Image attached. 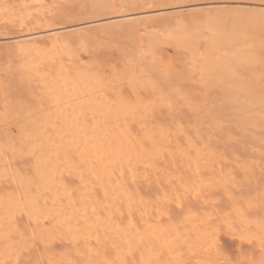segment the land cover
Returning <instances> with one entry per match:
<instances>
[{"label": "bare ground", "instance_id": "obj_1", "mask_svg": "<svg viewBox=\"0 0 264 264\" xmlns=\"http://www.w3.org/2000/svg\"><path fill=\"white\" fill-rule=\"evenodd\" d=\"M6 1V0H5ZM14 1V0H13ZM16 1V0H15ZM28 1V0H27ZM91 3V5L93 4V3H99V4H101L102 5V9L101 10H106L107 8H108V6H109V8H112L111 7V5H113V3H115L113 6L114 7H116V2L117 1H121V2H123L124 0H89ZM130 1H133L134 2V0H130ZM141 1H143L145 4H146V2H145V0H141ZM152 1H154V0H152ZM175 1V0H174ZM178 1V0H177ZM176 1V2H177ZM183 1V0H182ZM188 1V0H187ZM196 1V0H195ZM198 1V0H197ZM227 1V0H226ZM231 1V0H230ZM237 0H235V2H236ZM247 1V0H246ZM257 1H259V0H255V1H251V2H245V1H243L242 0V2L245 4L244 5V8H245V6L247 7L248 5L249 6H252L253 7V9H251V11L253 10L254 12H250V14H245V13H234V14H224V15H215V14H211V13H208L207 11H205V13H204V11L203 12H201V10L199 9V11H196L197 10V8H193V9H191L192 8V6L193 5H190V4H193V3H191L190 1V4L189 5H186V0H185V2L183 1V3H185V5H183V6H181L180 5V3H177V4H179L180 6H177V4L174 6V7H171V8H169L167 5V7L166 8H163L162 7V9H160L159 10V8L161 7V5L159 6V8H158V10L160 11L159 13H161L160 15H162V17L160 18L158 15H156V16H158L161 20L159 21L158 19L159 18H157L156 19V21L155 22H158L159 21V23L161 24L160 26H161V28H163L162 26H170V24H173L174 26H179V28H183L184 26L183 25H191V26H193L192 28L190 27V28H188V27H184V28H187V29H185V30H183V31H181L180 32V30L179 31H177V32H170L169 33V36L174 40V42L173 43H176V44H178V46L180 47V48H182V47H185L186 48V54H184V55H186V56H183L184 58L186 57V59H184V60H187V62H188V59H189V65H190V68L194 71H192V73H197V70L199 71V73H201V72H205V73H209L207 76H209V79H210V77H211V74H214V73H216V71H218V70H220V72L224 75H226V79H229L230 81H231V83H233L235 86H230V88H232V89H237V88H241L240 87V83H239V81L237 80V79H235L234 78V76H233V72H234V61L237 59V60H242V62H246L247 64H249V63H252L254 60H253V54H250V53H246V55H237V54H235V52H236V50H240L241 48H244L245 47V45L244 44H241L242 43V41H244V42H246V40H241V43H239V39L240 38H238V36L235 34V32L233 31V30H228L227 31V28L225 29V30H222V29H220L219 28V23H221V21L222 20H224L225 18L226 19H228V20H224V21H226V23L229 21L230 23H234V22H247V25H249V26H251V24L253 23L254 24V22L255 21H264V3H261V2H264V1H260V2H257ZM19 2H21V1H19ZM23 2V1H22ZM67 2V1H66ZM93 2V3H92ZM136 2H138L137 0H136ZM135 2V4H137L136 5V8L137 7H139V5L140 6H142L141 4L143 3H140L139 5H138V3H136ZM154 2H156V0L154 1ZM159 2V1H158ZM164 2V1H163ZM162 2V3H163ZM166 2H167V0H166ZM179 2V1H178ZM181 2V1H180ZM238 3V5H242V4H240L239 2H241L240 0H238L237 1ZM7 4H8V2H6ZM15 3V2H14ZM25 3V2H24ZM23 3V5L24 6H26L27 5V3H25L24 4ZM31 3V2H30ZM132 3V2H131ZM147 3H148V0H147ZM161 2L159 3V4H162ZM170 3H172V2H170ZM217 3V2H216ZM224 4H225V2H223ZM223 3H221V4H223ZM227 3H230L231 4V2H227ZM226 3V4H227ZM10 4V3H9ZM20 4V3H19ZM29 4V3H28ZM72 4V3H71ZM97 4H93V6L95 5V9L97 10V8H98V5ZM118 4V3H117ZM121 4V3H120ZM124 4V3H123ZM126 4V3H125ZM125 4H124V6L123 7H125ZM128 4V3H127ZM156 4V6H157V2L155 3ZM158 4V5H159ZM163 4H165V3H163ZM162 4V5H163ZM199 4V3H198ZM208 4V3H207ZM215 4V3H214ZM217 4H219V3H217ZM220 4V5H221ZM223 4V5H224ZM18 5V4H17ZM22 5V6H23ZM97 5V6H96ZM119 5V4H118ZM216 5V4H215ZM222 5V7L225 9V6H223ZM232 5H233V3H232ZM235 5V4H234ZM21 5H18V7H22ZM30 6H32L33 7V5H31L30 4ZM129 6H131V5H129ZM143 6H144V4H143ZM142 6V7H143ZM155 6V5H154ZM164 6V5H163ZM170 6V5H169ZM177 6V7H176ZM189 6H191V8H190V10L191 11H188V10H186V7H189ZM196 6V5H195ZM206 6H208V5H206ZM17 7V6H16ZM34 7H36V5H34ZM57 7L59 8V5H57ZM97 7V8H96ZM104 7H107V8H105V9H103ZM119 7H122V6H117L116 7V9L117 10H122L123 11V7H122V9H118ZM128 7V6H127ZM127 7L124 9L125 10V12L123 11V12H121L120 14H116L117 16H115V19L116 18H118L119 19V22H118V24H123L124 23V26H123V29H120L121 31H123L124 33H126L127 34V36H129V40L128 41H130V42H127V40H126V43H128V45H125V46H123V48H124V50H125V52H124V55L125 56H128V58H129V60H128V62L129 63H127L128 65H127V67L124 69V71L123 72H121V70H120V76H119V78L118 77H116L115 79H109V80H106V78L101 74V71L99 70V69H97V71H91V69L92 68H94V64H95V60H94V58L93 59H91V60H93V62L92 63H94L93 65H90L89 63H87V64H84V65H88V66H92V68L90 69V68H87V67H85V66H83V61L80 63L83 67H84V70L83 69H81V66H80V68L79 67H77L76 66V62H77V59L78 58H74V54H75V47H74V49H73V51H72V49H70V43H72V45H73V43H74V41L73 42H71V40L73 39V35L72 34H74L76 31H74V33H66L65 35H63L62 33L65 31V30H67V31H69L70 32V30L71 29H74L75 27H77V28H80V27H78V26H80L81 24H79L78 25V23H77V26L75 25H66L67 24V22H66V24L64 23V24H62V25H64L63 27H60V28H57V27H59V26H52V27H54V28H51V27H49V28H46L47 26H48V24H46L47 26L45 27L47 30L46 31H43V27L44 26H42V24L44 23V22H42L43 21V19L41 20V23H40V25H38V26H42V30L40 31V32H31V29H33L34 28V26H33V28H30L29 26H30V24H29V22H28V20H26L27 18H26V16H27V10L25 9V7H23V9H22V11L24 12V17H23V14H22V16H21V14H19V13H15V15L16 14H19V15H14L15 17H18V19H20L19 17H23L27 22L26 23H28L29 24V29H30V32H26L27 30H25V32L26 33H28V34H25V32H24V34L23 35H17V36H14L13 38H11V37H9V38H11V40L12 39H14V38H16L17 40L15 41V42H13V41H11V43L10 42H8L9 44H7V45H4V46H0V55L1 56H3V55H6L7 57L8 56H14V55H17V59H16V61H14L15 62V64H13L11 61H10V57H8L7 59H9V61H7V63H8V66H7V68L6 69H8V71H4L5 72V76H3V77H1V78H5L4 80H0V87H2V86H5V88L7 87V90H8V88L10 89V87L11 86H13V84H11V82L12 81H16V80H18V81H20V83H21V85L23 84L24 86H25V89L27 90V88H29V91H30V93L28 94V91H27V94L28 95H30L31 96V98H32V100L30 101L31 103H33V104H31V103H29L28 102V100H26L25 102L24 101H21L20 99H16V97H14L15 98V100H13V101H9L8 99H7V101H6V103H5V101H4V104H3V102H2V106H1V111H0V119H2V120H4L5 122H4V124L5 123H7L8 122V126H10V124H11V122H14V124H15V129H16V133H12V135H13V137H12V141H8V140H10V136L8 135L7 137L9 138H7L6 137V139H5V137H3L2 138V136H6L9 132V128H8V130H6L7 128L5 127V129L3 130L4 131V133L6 132L7 134L5 135V134H3V132H2V134L3 135H1V138L2 139H5L6 141H4L3 143H2V145H4V144H6L7 142H12L11 143V147L13 148V150L11 149V147L9 146V148H10V151H11V154L12 155H14L15 157H16V155H18L19 156V154H21L22 156H23V158H24V156H25V158H24V160L23 161H25L26 160V158L27 159H29V160H27L28 162H30V164H33L34 165V163H36V165L38 166V164L37 163H42V164H48V165H50V166H47V168L48 167H50L48 170L50 171V169L52 168V165H51V163H57V166H55L54 168H56V167H58V165L60 164H63V166L64 165H67L68 163H69V165L70 166H66V167H63V170L65 169H67V167H68V169L70 168V167H72L71 166V163L70 162H82V163H86V166H85V168L87 167V170L89 169V167H90V169H91V167L92 166H89L88 164L89 163H96L97 165H99V167H98V172H99V170H101L102 168V170L103 171H101V172H99L98 174L97 173H95V175L97 176V177H99V175H100V173H103L104 175H105V177H106V179L108 180L109 179V177H111V175H113V174H110L111 173V171L113 170V168H111L112 170L110 171V167H109V165L111 166V164L112 165H115V163H116V165L118 164V163H120V167L121 168H119L120 170L121 169H123V165L126 167V169H127V171H130L129 172V174H131L130 176H129V174H126L127 176H129V177H127L128 179L130 178H134L135 177V173L136 172H139V177H141L142 178V182L144 183V184H146V186H144L143 187V185H142V187L144 188L143 190H142V192H144L146 189H145V187L147 188V187H149V183H150V187H153V185L155 186V188H157L158 190H156V191H158L159 192V195H157L158 193H155L157 196L155 197V200L153 201V200H150V198H151V196H149L150 198H147L146 196H144L145 194L147 195V193H144L143 195L142 194H137L138 196L136 197V196H134L135 197V201H138V203L142 206V208L144 209V213H145V215L146 214H148V213H150L151 212V210H152V208H154V206H157V207H159V204L160 205H166L167 203H169V202H175L178 206L179 205H189V202H193L194 201V203H196V202H202V203H205V201H207V200H209V202L210 201H213V200H215V197H216V200H217V197H219L220 198V195L218 194V193H215V197L214 196H212V197H214V199L213 198H211L212 200H210V199H208V197L210 196L211 197V195H210V190H212V189H214L213 191H215L217 188L216 187H218L219 186V189L220 190H222L221 189V187L220 186H223L224 185V187H223V189H225V185H228V184H231V187H233V186H235V185H233V183L234 182H236V181H233V175H232V172L231 171H225L224 173L222 172V173H220V172H218L219 174H218V176L219 177H215L216 178V180L214 179V178H211V176L210 175H208V173H210V172H212L213 170V163H212V160L214 159L215 161H216V157L218 158V155H219V152H220V154H222L223 152H221V150L220 151H218L217 153H216V151L214 150V149H216L215 147H214V144H213V146H212V148H213V150H211V148H209L210 146H206V142L205 143H203V145L202 144H198V142H196V144H195V142L194 141H192L191 139H193L194 137H192V138H190L191 136H189V134L185 131V130H183V128L182 127H186L185 125L183 126V123L179 120V119H181V118H183L184 117V112L186 113V111H185V108L186 107H188V106H186V104H185V107L183 108V116L181 115L182 114V112H180L179 114H178V110L181 108L182 109V107L181 106H183V105H181L182 103H180L179 102V100H183L184 99V97H183V95H182V93H180L181 91H179L180 89H179V85H174L173 83H175L174 81H171L173 78L174 79H176L177 80V77L178 78H180V76H181V78H184L185 77V79H184V82H185V80H186V82H187V76H184L183 74L181 75V71L180 72H178L177 71V73H178V75L179 76H177V73H171L174 77L170 80V77H172V75L169 77V74H168V76H166V74H163V73H161V71H158V70H156V69H154V67H153V65L151 64V58H152V55H153V50L154 49H156V45L157 44H159V43H161V41H162V37H163V35H164V33H165V31H164V28L162 29L163 30V35L161 34V31H159L158 30V32H156V31H153V34L151 35V38H150V40L149 41H147V32H149V28L148 27H150L152 24H154L155 25V22H152V21H149V24H150V22H151V24L149 25L148 24V21H146L144 18L142 19V16H147V17H149L148 16V14H144V15H140L141 16V18L140 19H136V18H134V17H136L135 15H138V12L136 11V8H135V11L136 12H133V7L131 8H129L128 7V12H130V9H132V13H128V12H126V10H127ZM211 6H209V8H210ZM218 6H214V7H212V8H215V9H218L217 8ZM231 6H229V8H230ZM234 7V6H233ZM239 7V6H238ZM238 7H237V9H238ZM240 7H242V6H240ZM255 7V8H254ZM19 8V11L21 10ZM88 8H89V6H88ZM100 8V7H99ZM109 8H108V10H109ZM155 8V7H154ZM183 8H185V11L183 12V14L185 13V14H187L186 13V11L189 13V15L187 14V16H182L183 14H182V12L181 11H183ZM202 8V7H201ZM211 8V9H212ZM223 8H221V9H223ZM226 8H227V6H226ZM228 8V9H229ZM249 8V7H248ZM10 9H13V6H12V8H10L9 6H6V5H2L1 7H0V14L1 13H4V12H6V14H7V16H8V14H10L11 13V15H12V12H11V10ZM28 9H29V6H28ZM52 9H54V8H52ZM56 9V8H55ZM113 9V8H112ZM111 9V10H112ZM115 9V8H114ZM143 9H144V7H143ZM157 9V8H156ZM156 9H155V11L154 12H156ZM169 9H179V11H178V13L177 14H175V12H174V14H169L168 12H169ZM204 9H207V8H204ZM227 9V10H228ZM234 9V8H233ZM242 9V8H241ZM246 9V8H245ZM15 8L13 9V12H15ZM26 10V11H25ZM30 10V9H29ZM59 11H57V12H51L52 14H50V15H45V17H47V18H44L45 19V21L48 19V21H49V19H51V21H52V19H59V18H63L64 17V13L62 12L63 10L60 8V9H58ZM60 10H62V11H60ZM84 10H85V8H84ZM107 10V11H108ZM117 10H112V12L114 13V12H117ZM138 10V9H137ZM151 10V9H150ZM150 10L148 11V13L150 12ZM152 10H154V9H152ZM181 10V11H180ZM192 10H193V13H192ZM195 10V11H194ZM209 11H210V9H208ZM230 10V9H229ZM235 10V9H234ZM31 11H32V8H31ZM68 9H67V13H68ZM76 11V10H75ZM78 11V10H77ZM87 13L89 12V10L87 9V10H85ZM141 8H140V13H141ZM171 11V10H170ZM225 11H226V9H225ZM35 12V11H34ZM70 12V11H69ZM91 12H92V9H91V11L89 12V14L90 15H92L91 14ZM97 12V11H96ZM179 12L181 13V14H179ZM207 12V13H206ZM32 13V12H31ZM31 13H30V15H28V16H31L32 17V19H33V17H34V15L32 16L31 15ZM37 13V12H36ZM35 13V14H36ZM45 13V12H44ZM50 13V12H49ZM72 13V12H71ZM82 14L84 13V12H81ZM81 13H77V14H79V16H81ZM93 13H95V11L93 10ZM100 13V12H99ZM109 13V12H108ZM118 13V12H117ZM142 13H143V11H142ZM147 13V12H146ZM152 13V12H151ZM5 14V15H6ZM40 15H41V13H39ZM76 14V15H77ZM86 14V13H85ZM101 14H102V12H101ZM156 14H158V12L156 13ZM4 15V14H3ZM10 15V16H11ZM73 15V14H72ZM74 15H75V13H74ZM155 15V14H154ZM35 16H37V15H35ZM139 16V15H138ZM137 16V17H138ZM151 17L150 18H154L152 15H150ZM30 17V18H31ZM42 17V16H41ZM66 17H67V15H65V20H66ZM102 17H103V14H102ZM10 18V17H9ZM23 18H21L22 20H23ZM29 18V19H30ZM70 18V17H69ZM74 18V17H73ZM97 18V17H96ZM114 18V16L113 17H107V18H103V21L105 20H110V19H113ZM20 19V23H18L17 25H19V24H21V26L19 25V27H20V29L21 28H23L24 26V22L22 21ZM38 19V18H37ZM35 19L34 18V20H31L30 22L32 23V22H35V23H37L40 19ZM57 19V20H58ZM70 19H72V18H70ZM84 19V18H83ZM91 19V18H90ZM147 19V18H146ZM56 20V22H58ZM77 20V19H76ZM93 20H97V19H94L93 18ZM100 20V19H99ZM152 20V19H151ZM48 21H46L47 23H50L51 24V22H48ZM67 21H68V19H67ZM78 21V20H77ZM84 21V20H83ZM88 21V20H87ZM89 21H91V20H89ZM87 22V23H91V22ZM98 21V20H97ZM97 21H92L93 23L94 22H97ZM100 21H102V18H101V20ZM102 21V22H103ZM19 22V21H18ZM59 22H61V20L59 21ZM72 23L74 22V20L73 21H71ZM71 22H68V24L69 23H71ZM81 22V21H80ZM25 23V24H26ZM55 23V22H54ZM71 23V24H72ZM159 23H156V24H158L159 25ZM84 24V23H83ZM97 24V23H96ZM118 24H116V26L118 25ZM167 24V25H166ZM208 24H210V26H213L214 27V31H212V32H209V31H206V27H207V25ZM246 23H244V27L245 26H247V25H245ZM16 25V26H17ZM43 25H45V23L43 24ZM149 25V26H148ZM26 26V27H27ZM82 26V25H81ZM92 27L94 26V24L93 25H91ZM108 26H109V24H108ZM110 26H111V23H110ZM109 26V27H110ZM119 27H120V25H118ZM117 26V27H118ZM181 26H183V27H181ZM205 28H204V27ZM223 26H226V24L225 25H223ZM253 26H255V25H253ZM258 26V25H257ZM26 27L25 28H23L22 30L24 31V29H26ZM28 27H27V29H28ZM36 27H37V24H36ZM36 27L34 28V29H36ZM40 27H37L38 28V30H39V28ZM74 27V28H73ZM89 27V26H88ZM112 27H113V25H112ZM154 27V26H153ZM152 27V28H153ZM156 27V26H155ZM159 27V26H158ZM157 27V28H158ZM171 27V26H170ZM169 27V28H170ZM243 27V28H244ZM7 28V27H6ZM9 28V27H8ZM76 28V29H77ZM82 28H83V26H82ZM65 29V30H64ZM75 29V30H76ZM81 29V28H80ZM80 29L78 30V31H80ZM89 29H91L90 27H89ZM94 29V28H93ZM98 29H99V27H98ZM97 29V30H98ZM103 29V28H102ZM117 29V28H116ZM156 29V28H155ZM154 29V30H155ZM160 29V28H159ZM168 29V28H167ZM9 30H10V28H9ZM11 30H13V28L11 29ZM59 30H64L62 33H60L61 31H59ZM88 30V28H84V31H81V33H75V35L77 34L78 36H77V41L79 40L78 39V37L81 35V37L83 36V33L85 34V32ZM100 30H101V28H100ZM161 30V29H160ZM200 30V31H199ZM207 30H208V28H207ZM260 30V29H259ZM264 30V28L262 29V31ZM19 31V30H18ZM33 31V30H32ZM113 31V30H112ZM116 31V33H118L117 32V30H115ZM174 31H176L175 29H174ZM44 33V32H46L47 34H49L47 37H41V33ZM73 32V31H72ZM88 32V31H87ZM91 32L93 33L94 31H92L91 30ZM103 32H105L104 30L102 31V33ZM160 32V33H159ZM167 33L169 32V30L168 31H166ZM244 32H247V30H245ZM249 32V31H248ZM90 33V30H89V32H88V34ZM95 34H96V32H94ZM109 33H111V31L109 30ZM113 33H115L114 31H113ZM167 33H165V35L167 34ZM261 33V31L259 32V34ZM264 33V32H263ZM8 34H10V33H8ZM45 34V33H44ZM87 34V33H86ZM85 34V37L87 36ZM98 34V33H97ZM99 34H101V31H99ZM104 34V33H103ZM108 34V33H107ZM120 34V36H121V32L119 33ZM123 36H125V34H122ZM164 35V36H165ZM258 35V34H257ZM257 35H256V37H257ZM263 35V34H262ZM40 38H43V39H39V37ZM91 36V35H90ZM89 36V37H90ZM109 36H110V34H109ZM119 36V35H118ZM117 35H116V37H118ZM1 37V36H0ZM37 37V38H36ZM84 37V36H83ZM88 37V36H87ZM88 37V38H89ZM93 37H94V35H93ZM6 38V37H5ZM75 38V37H74ZM86 39L85 41H87V43H88V41L91 39V37H90V39ZM114 38V37H113ZM165 38L166 39H169V37H168V35H166L165 36ZM254 38V37H253ZM44 39H46V40H44ZM81 39H83V38H81ZM94 39V38H93ZM164 39V38H163ZM203 39V40H202ZM15 40V39H14ZM41 40H43V41H41ZM84 40V39H83ZM95 40V39H94ZM96 40H98V38H96ZM165 40V39H164ZM170 41H171V39H169ZM248 40H249V38H248ZM247 40V41H248ZM252 40V42L254 41L253 39H251ZM82 41V40H81ZM91 41V40H90ZM200 41L201 42H203L204 41V43H205V46L206 47H204L203 46V48H204V50H203V53H202V55H197V53H196V45H199V43H200ZM44 42H46L45 43V46L47 45V48H45L43 45H44ZM97 42V41H96ZM250 42V41H249ZM75 43H77L78 45L80 44V43H78V42H75ZM247 43V42H246ZM255 43V42H254ZM85 44H86V42H85ZM95 44V43H94ZM81 45H82V47H83V42L81 43ZM85 46V45H84ZM177 46V47H178ZM254 47H255V45H253ZM72 47V46H71ZM88 47H90V46H88ZM254 47L252 48V49H254ZM79 48H81L80 47V45H79ZM78 48V49H79ZM202 48V49H203ZM83 49V48H82ZM81 49V50H82ZM195 49V50H194ZM198 49H199V47H198ZM201 49V48H200ZM245 49V48H244ZM255 49H256V47H255ZM260 49V48H259ZM77 50V49H76ZM86 50H88V49H85L84 48V51H86ZM78 51V50H77ZM123 51V50H122ZM253 51V50H252ZM73 52H74V54H73ZM180 52H181V50H180ZM183 52H185V51H183ZM251 52V51H250ZM255 52H256V50H255ZM260 52L261 53H263L261 50H260ZM260 52L258 51V55L260 54ZM235 54V55H234ZM213 55H215V56H213ZM261 55V54H260ZM76 56V55H75ZM79 57H80V55H78ZM191 56V57H190ZM262 57H263V54H262ZM3 58V57H2ZM15 58V57H14ZM81 58V57H80ZM124 58V57H123ZM144 58V59H143ZM182 58V57H181ZM257 58V57H256ZM4 59H5V57H4ZM75 59H76V62H75ZM145 59H146V61H147V59L148 60H151L150 62H146L145 61ZM137 60V61H136ZM184 60H183V62H184ZM263 60H264V58H263ZM79 61H81V59H78V64H79ZM125 62H126V60H125ZM261 62H263L264 63V61H261ZM260 62V63H261ZM86 63V62H85ZM91 63V62H90ZM99 63H100V61H99ZM6 64V63H5ZM79 64V65H80ZM98 64V63H97ZM102 64V63H101ZM101 64H99V65H101ZM253 64V63H252ZM255 64V63H254ZM258 64V63H257ZM99 65H98V67H99ZM182 65H184V63L182 64ZM261 65H264V64H261ZM4 66V65H3ZM96 66V65H95ZM141 66H143V68H140ZM248 66V65H247ZM82 67V68H83ZM103 67V65L101 66V68ZM2 68H4V67H2ZM87 68V69H86ZM182 68H184V67H182ZM186 68V67H185ZM216 68H218V69H216ZM86 69V70H85ZM90 69V72H88L87 70H89ZM104 69H105V67H104ZM191 69H189L190 71H191ZM99 70V71H98ZM171 70V69H170ZM173 70V69H172ZM184 70H187V69H184ZM189 71V73H191ZM112 72V71H111ZM114 72V71H113ZM183 73H184V71H182ZM186 72V75L188 74L187 72L188 71H185ZM219 72V71H218ZM106 73V72H105ZM115 73H116V75H117V73L118 72H116L115 71ZM140 73H143V74H141V76H139L140 75ZM166 73V72H165ZM168 73H170V72H168ZM180 73V74H179ZM1 74V73H0ZM4 74V73H3ZM110 74H112L113 76H114V74L113 73H110ZM193 75V74H192ZM110 78H111V76L110 75H108ZM175 76H177L176 78H175ZM115 77V76H114ZM114 77H112V78H114ZM189 77V76H188ZM196 77V76H195ZM252 77V76H251ZM260 77V76H259ZM179 79L178 81L180 82L181 80H183V79ZM192 78H193V76H192ZM199 78V77H198ZM215 78V77H214ZM260 78H263V76L262 77H260ZM107 79H108V77H107ZM118 79V80H117ZM209 79H208V84H210L209 83ZM211 79H212V77H211ZM251 79V78H250ZM252 79H253V77H252ZM199 80V79H198ZM200 80H201V78H200ZM207 80V79H206ZM118 81V82H117ZM211 81V80H210ZM212 81L213 82H215V83H217V81H214V79H212ZM211 81V82H212ZM252 81V80H251ZM264 80H262V82H263ZM112 82H115L113 85H115L116 84V82H117V85H115L113 88H114V90L113 89H111L109 86L111 85V83ZM184 82H180V86L184 83ZM185 82V83H186ZM261 82V83H262ZM19 83V84H20ZM110 83V84H109ZM189 83H190V81H189ZM219 83V82H218ZM217 83V84H218ZM248 83V82H247ZM16 84H18V82L16 83ZM176 84H177V82H176ZM188 84V83H187ZM191 84V83H190ZM211 84H213V83H211ZM210 84V85H211ZM2 85V86H1ZM109 85V86H108ZM113 85H111V87L113 86ZM225 85V84H224ZM241 85H243V84H241ZM246 85V84H245ZM244 85V86H245ZM248 85H249V90H251V92H250V94H249V96H250V98H249V100H250V103L251 104H253V103H256V106L257 105H261L259 102H264V92L262 93L261 92V90H263L264 91V85H263V88L260 90L259 89V91H256V86L252 83H248ZM248 85H247V87H248ZM123 86H126L127 87V90L129 89V93H132V94H130L131 95V98H132V95L133 96H135V98H136V100L134 101V102H130V100H133V98L132 99H129L130 98V96H128L127 94L128 93H126V95H127V97L128 98H126L125 97V95H124V93H125V90L123 89L124 87ZM14 87V86H13ZM34 89H33V88ZM247 87H246V89H247ZM3 88V87H2ZM12 88V87H11ZM108 88H110L111 90H113V95H108L107 93L109 92L108 91ZM181 88V87H180ZM142 89H145L146 90V92H151L152 94H154V96H153V98L150 96V98H148V95H146L145 97H146V99L148 100H146L147 102L146 103H149V104H147L146 105V103H144V97L142 96L143 94L141 93V95H140V92H145L144 90H142ZM223 89V88H222ZM243 89V88H242ZM242 89H240L242 92H243V90ZM245 89V90H246ZM126 90V91H127ZM191 91V90H190ZM189 91V92H190ZM230 93H231V91H229ZM110 93V92H109ZM198 93V92H197ZM226 93H228V90H226ZM236 93V92H235ZM234 93V95H236ZM191 93H189V95H190ZM205 95V94H204ZM223 95V94H222ZM221 95V96H222ZM234 95H233V97H234ZM29 96V97H30ZM108 96H110V98H111V96H113L112 97V99H114V100H110L109 99V97ZM141 96V97H140ZM27 98V97H26ZM30 98V99H31ZM152 98V100L153 99H155L153 102L150 100ZM217 98V97H216ZM24 99V98H23ZM142 99H144V100H142ZM190 99V98H189ZM214 99V98H213ZM222 99V98H221ZM240 99V98H239ZM191 100V99H190ZM223 100H224V98H223ZM192 101V100H191ZM193 101H194V99H193ZM213 101V100H212ZM218 101V100H217ZM226 101L227 100H225V102H224V104L226 103ZM230 101V100H229ZM28 102V103H27ZM209 102H211V101H209ZM0 103H1V101H0ZM215 103V102H214ZM214 103H212L213 104V107H215V104ZM219 103V102H218ZM217 102H216V104L219 106L220 104H222V103H220V104H218ZM248 103H249V101H248ZM247 102H246V104H243V103H241V108H242V105H246L247 106V104H248ZM249 103V104H250ZM259 103V104H258ZM145 104V105H144ZM159 105V107H160V109H157L156 111H161L160 113L162 114V112L165 110V111H167V112H164L165 113V115L166 114H168V110H166V109H163V106H164V108L166 107V105H167V107H168V109H169V111L170 112H172L173 111V109H174V112H176V114H178V115H180V118H179V116H173V118H172V120L170 119V117L169 116H171L172 117V114L170 115V113L168 114V116H167V119H168V117H169V120H171L172 122H176V121H173V119H174V117H176L175 119L177 120V118H178V121H180V123H179V125H180V127H178V126H173L172 124V126L173 127H175V129L172 127V126H169V127H167V126H165V124H164V120H166L167 121V123L168 122H170V121H168L167 119H166V117H165V115L164 114H158V113H156V111L152 108V107H154L155 105L156 106H158ZM161 104V105H160ZM207 104H210V103H208V102H204V105H203V102H202V105L203 106H205L206 105V107L208 106ZM211 104V105H212ZM224 104H222V105H224ZM230 104L232 105V103H231V101H230ZM230 104L228 105V108L226 107L225 109H226V112L227 113H224L225 114V116H226V114H228L229 112H233V111H231L232 109L234 110L235 109V107L233 106L232 108H231V110H228L227 111V109H229L230 108ZM248 104V105H249ZM263 104V103H262ZM181 105V106H180ZM202 105H200L199 104V107L201 106L202 107ZM210 105V106H211ZM221 105V106H222ZM226 105H227V103H226ZM237 105H239L238 103H237ZM194 106V105H193ZM198 105H195L193 108H195V107H197ZM208 107V111L210 110V108L211 109H215V108H213L212 106L211 107ZM217 106V108L216 109H219V111H221V106H220V108ZM255 106V107H256ZM178 107H180V108H178ZM199 107H197V110H199V109H202L201 107L199 108ZM206 107H203V110H204V108H205V110L204 111H206L205 113L206 114H209L208 113V111H207V109H206ZM223 107H225V105L223 106ZM261 107V106H260ZM177 108H178V110H177ZM189 108V107H188ZM188 108L186 109V110H188ZM238 108H239V106H238ZM237 107H236V112L238 111L237 109H238ZM258 108V107H257ZM262 108H263V105H262ZM172 111H171V110ZM175 109L177 110V111H175ZM223 109V111H221V115L223 116L224 114L222 113V112H224V108H222ZM253 109H255V108H253ZM252 109V112H249L250 110H247L248 111V113L247 114H251V113H253V111H254V113H255V111L257 112L258 111V109L256 110H253ZM154 110V111H153ZM163 110V111H162ZM196 108H195V113L192 115L193 117L196 115ZM189 111H193L192 110V105H191V109H189ZM202 111V110H201ZM204 111H203V115L205 114L204 113ZM212 111V110H211ZM210 111V112H211ZM239 111H240V108H239ZM153 112V113H152ZM154 112L157 114L156 115V117L157 116H159V115H161V117L160 118H162V116H163V119H162V123H160L159 121H160V118L159 119H157L158 121H156V119H154V117L153 116H155V115H153L154 114ZM188 112V111H187ZM194 112V111H193ZM199 112V111H198ZM197 112V115L198 114H201V113H198ZM236 112H233V113H236ZM245 112L244 113H242L243 115H246L245 114ZM259 112V111H258ZM141 113H144V114H141ZM191 112H189V114H190ZM220 113V112H219ZM230 113V114H231ZM232 113V114H233ZM175 114V113H174ZM173 114V115H174ZM175 114V115H176ZM187 114V113H186ZM185 114V115H186ZM205 114V115H206ZM230 114H228V117H229V115ZM231 114V115H232ZM237 115L239 114L238 112L236 113ZM235 114V115H236ZM241 113L239 114V115H242ZM249 114V115H250ZM262 114V112H260V115ZM264 114V113H263ZM188 115V114H187ZM187 115L184 117L186 120H188V122H189V124H191V123H193V125H195L194 123L196 122V121H198V119L197 120H195V122H193L194 120H189V119H187L186 117H187ZM237 115L235 116V117H237ZM182 116V117H181ZM192 116H190V117H192ZM207 116V115H206ZM165 117V118H164ZM188 117H189V115H188ZM193 117H192V119H193ZM197 117H199V115L198 116H196L195 117V119L197 118ZM208 117V119L210 120V119H212V118H209V115L207 116ZM218 117V116H217ZM219 117H221V116H219ZM231 117V116H230ZM233 117H234V114L232 115V119H233ZM234 117V118H235ZM246 117V116H245ZM253 116L251 115V118H252ZM255 117H257V115L255 116ZM152 118H153V120H152ZM184 118H183V120H184ZM199 118H201V117H199ZM203 118V117H202ZM222 119H223V117H221ZM221 118H219L220 119V121H218L219 123L220 122H223V121H225V122H223L224 124L225 123H227L228 122V124H226L225 126L227 127V130L229 129L228 128V125H229V122L231 123L230 124V126H234V122L236 121V122H238L237 121V119L235 120V119H233V122H232V119H229L228 120V118H226L225 120H222ZM239 118H241V116L239 117ZM257 118H259V117H257ZM206 118H203V120H205ZM207 119V120H208ZM218 119V118H217ZM246 119H247V117H246ZM260 119V118H259ZM152 120V121H151ZM182 120V119H181ZM182 120V121H183ZM201 119H199V121H200ZM203 120L202 121H200V122H203ZM242 120H243V118H242ZM241 120V121H242ZM249 120H251V119H249V117H248V122H251V123H253L252 121H249ZM255 120V119H254ZM257 120V119H256ZM10 121V122H9ZM148 121H151V122H148ZM214 121H216L217 122V120L215 119ZM245 121V120H244ZM247 121L245 122L246 124H247ZM0 122H1V120H0ZM184 122V124H186V121H183ZM205 122H206V120H205ZM235 122V123H236ZM256 122V121H255ZM258 122V121H257ZM256 122V123H257ZM261 121H259V123H260ZM263 122V121H262ZM262 122H261V124H262ZM3 123V122H2ZM177 123V122H176ZM207 123H210L209 121L208 122H206V124ZM214 123V122H213ZM213 123H210V126L212 125H214ZM222 123V124H223ZM242 123V122H241ZM255 123V124H256ZM258 123V124H259ZM198 124H200V125H204L203 123L201 124V123H198ZM197 124V127L199 126ZM205 124V125H206ZM224 124L223 125H220V124H218V126L221 128V129H224V128H222V126H224ZM237 124V123H236ZM235 124V125H236ZM182 125V126H181ZM192 125V127H190V128H192V129H194V126ZM249 125V127H250V123L248 124ZM257 125V124H256ZM263 125V124H262ZM13 126V125H12ZM207 126H208V124H207ZM209 126V127H210ZM215 126V125H214ZM229 126V127H230ZM253 126V125H252ZM252 126H251V129H250V131H251V133H252ZM196 127V128H197ZM200 127V126H199ZM204 127V126H203ZM216 127V126H215ZM215 127H213V129H215ZM218 127V128H219ZM225 127V128H226ZM239 127V125L237 126V128ZM243 128L245 127L244 125L242 126ZM248 127V128H249ZM261 128V126H258V128ZM13 128V129H14ZM171 128H173V129H171ZM187 131H189V126L187 125ZM189 128V129H188ZM205 128H206V126H205ZM247 128V127H246ZM259 128V129H260ZM263 128H264V125H263ZM202 128H198L197 129V131L196 132H198L199 130H201ZM208 129V128H207ZM210 130L209 131H211V132H207L206 131V129H204V131L205 132H203V133H205V134H203L204 136H202V137H206L205 135L207 134V137L208 138H210V136H208V133L209 134H211L212 133V130H211V128H209ZM235 129H236V126H235ZM255 129H256V126H255ZM255 129L253 130V133H255ZM259 129H258V131L255 133V134H252L251 135V133H250V135L251 136H257L259 133H261V132H259ZM6 130V131H5ZM191 130V129H190ZM196 130V129H195ZM194 130V131H195ZM203 130V129H202ZM201 130V131H202ZM227 130L225 131V129H224V131L227 133L226 135H228L229 134V131H231V130H233V132H235L236 130H234V128H230V130L227 132ZM247 129H245V131H246ZM249 130V129H248ZM247 130V131H248ZM261 130L262 131H264L262 128H261ZM10 131H11V129H10ZM193 130H192V132H194ZM200 131V132H201ZM238 131H240V129L238 128V130H237V132ZM241 131H242V135H244V136H240L239 135V132L237 133L236 132V134H238L239 135V137H240V139L241 138H243L242 139V141L244 142V141H246V140H244V139H246L245 138V135H246V132L244 131V133H243V130L241 129ZM249 131V132H250ZM190 132V131H189ZM196 132H194L195 134H196ZM218 132V131H217ZM220 132V131H219ZM218 132V133H219ZM222 133H223V131H221ZM224 132V133H225ZM249 132H247L248 134V137H247V139L250 141V142H248V140H247V143H249V144H253V139L251 140V137H250V135H249ZM259 132V133H258ZM214 133V132H213ZM212 133V136L211 137H213L214 135H215V133L213 134ZM218 133H217V136H219L218 135ZM223 133V134H224ZM241 133V132H240ZM192 134V133H191ZM200 133L198 132V135H199ZM231 134V133H230ZM229 134V135H230ZM262 134H264V132H262ZM14 135H15V138H14ZM228 135V136H229ZM237 135V136H238ZM196 136H197V134H196ZM221 136V135H220ZM227 136V137H228ZM236 136V135H235ZM236 136V137H237ZM260 136V135H259ZM197 137H199V136H197ZM216 137V136H215ZM215 137H213V138H211L212 140L213 139H215ZM232 137V136H231ZM261 137V136H260ZM260 137H258V138H260ZM14 138V139H13ZM224 138V137H223ZM226 138V137H225ZM234 138V137H233ZM233 138H228L229 140H231L232 139V141H234L233 140ZM257 138V137H256ZM8 139V140H7ZM181 139V140H180ZM203 138H200V142H204V140L203 141H201ZM207 138H205V140H206ZM210 139V141H211V143H212V140ZM218 139H219V141L218 142H223V141H221L220 139V137H218ZM217 139V140H218ZM227 139V138H226ZM239 139V138H238ZM237 139V140H238ZM239 139V140H240ZM236 140V139H235ZM237 141V143L240 145V144H242V142H241V140L240 141ZM260 140H263L264 141V138L263 139H260ZM259 139H258V141H260ZM15 141V142H14ZM257 141V140H256ZM217 141H215L214 143H216ZM224 142H225V139H224ZM230 143H231V141H229ZM252 142V143H251ZM0 143H1V140H0ZM227 143V142H226ZM229 143V144H230ZM233 144L235 143V141L234 142H232ZM247 143H246V146H247ZM8 144H10V143H8ZM229 144H228V146H229ZM233 144H230V147H231V145H232V147L233 146H235V144L233 145ZM254 144L256 145H254L255 146V149H256V147L257 148H259V146L261 145L262 147L264 146V143H263V145L260 143V145L258 146L257 145V143L255 142V140H254ZM182 145H185V146H183L182 147ZM199 145V146H198ZM220 145H221V143H220ZM220 145H219V147H220ZM225 144H223V146H222V148L223 149H225V146H224ZM239 145H236V147L238 148V147H240L239 148V152L237 151V149L236 150H233V148H232V150L233 151H236V153L239 155V154H243V152L245 151V152H247L248 151V153H250L251 154V152L253 151V149H252V147H251V149H250V146L248 145V149L249 150H247V148H246V150H245V146H243L244 147V149L242 148V146H239ZM217 146H218V144H217ZM227 146V145H226ZM227 146V147H228ZM253 146V147H254ZM260 146V147H261ZM218 147V148H219ZM226 147V148H227ZM260 148L261 150L262 149H264V147L263 148ZM221 148V147H220ZM225 150H229L228 148L227 149H225ZM231 150V152H233ZM241 150H244L243 152H241ZM1 151H3V149L1 150ZM250 151V152H249ZM257 151H259V150H257ZM263 151V150H262ZM230 151H228V153L226 154V156L228 155V154H232L231 152L229 153ZM241 152V153H240ZM5 153H7V152H3L2 153V155L4 154L5 155ZM217 155H216V154ZM236 153H233L232 155H237ZM248 153H246L245 155H248ZM255 153V152H254ZM258 153H261L260 151L258 152ZM258 153H255V155H248L249 157H248V159L247 160H249L250 159V161H252V157H254V159L256 158H258L257 157V155H259ZM8 154V153H7ZM6 154V155H7ZM223 154H225V152L223 153ZM4 155H3V158H2V156H1V158H0V160H2L3 159V163L1 162V164H3L4 165V163H7V168H10L11 167V165H12V162H15V160L13 159V161L12 160H8L9 158H11V157H8V156H6L8 159H7V162L4 160ZM263 156H264V154H262ZM216 156V157H215ZM229 156V155H228ZM263 156H261L260 155V157L259 158H261V159H259V161L260 160H262L264 157ZM222 157L223 156H221V159H222ZM230 157V156H229ZM232 157V156H231ZM239 157L241 158V157H243V156H241V155H239ZM239 157H237V158H239ZM247 157V156H246ZM224 158L226 159V160H228L229 161V159H228V157H223V160H224ZM235 157H232V161H233V159H234ZM237 158H235V159H237ZM20 159V158H19ZM243 159H244V157H243ZM21 160H22V158H21ZM213 160V161H214ZM242 160V159H241ZM241 160H239V161H241ZM245 160V159H244ZM264 160V159H263ZM10 161V162H9ZM26 161V162H27ZM166 161V162H165ZM215 161H214V163H215ZM219 161H221L220 160V158H219ZM236 161V160H235ZM235 161L234 162H232V163H235ZM9 162V163H8ZM25 162V163H26ZM32 162V163H31ZM217 162H218V159H217ZM241 162H243V160L241 161ZM249 162V161H248ZM258 162V161H257ZM256 162V160H255V162L254 163H257ZM261 162V161H260ZM10 163H11V165H10ZM16 163V162H15ZM59 163V164H58ZM99 163V164H98ZM111 163V164H110ZM162 163V165H160ZM230 163H231V161H230ZM237 164H238V161L236 162ZM254 163H252V164H254ZM0 164V175L2 176V174H1V172L2 171H5V174L7 173V179H10L9 177H8V174L10 173V172H12L13 173V175L14 174H16V176H17V172L15 171L16 169H13V170H10V169H7V170H4V168H6L5 166H3V165H1ZM16 164H19L18 162L16 163ZM29 164V163H28ZM29 164V165H30ZM45 164L42 166V167H44V168H46V166H45ZM79 163H77V164H75V165H78ZM95 164V165H96ZM219 164V163H218ZM226 164V163H225ZM242 164H244V163H241V166H242ZM264 163H262V164H260L261 166L263 165ZM14 165V164H13ZM36 165H35V167H33V169H34V172L36 173ZM59 165V166H60ZM91 165V164H90ZM217 165V164H216ZM221 165V164H220ZM245 165V164H244ZM1 166L3 167V168H1ZM18 165H16V167H17ZM39 166H40V164H39ZM81 166V165H80ZM222 166V165H221ZM235 166V165H234ZM240 166V167H241ZM245 166H247V168L250 166H248V163H246V165ZM251 166H253V165H251ZM19 167H21L22 168V171L23 170H25V166L24 167H22V165H20ZM26 167H28L27 165H26ZM75 167V166H74ZM119 167V166H118ZM117 166H115V170H116V172L115 171H112V173H116L117 174V171L119 170V169H117L118 168ZM218 167V166H217ZM239 167V168H240ZM254 167V166H253ZM253 167H252V169L251 170H255L256 172L257 171H259V169H257L258 167H257V165L254 167L255 169H253ZM263 168H264V166H262ZM53 168V169H54ZM59 168V167H58ZM55 169V174L52 172V175H50V172H49V174H46V176L45 177H43L44 178V180H42L41 182H43L44 183V186H42V187H44V191L43 192H45L46 190L48 191V190H50V189H47V187L45 186V182H46V184H47V176H48V180H49V177H52L53 176V174H54V176L56 177L57 175V173H56V171H58V170H60V169H62V168H60V169ZM75 168H79L78 166L77 167H75ZM84 168V169H85ZM101 168V169H100ZM107 169V171H106V169ZM133 168H135L136 169V172L134 171L135 169H133ZM181 168V169H180ZM229 168V167H228ZM245 168V167H244ZM244 168H242V169H244ZM33 169H31V171H33ZM52 169V170H53ZM68 169H67V172H69L68 171ZM72 168H70L69 170H71ZM81 169V168H80ZM94 169V168H93ZM96 169V168H95ZM215 169V168H214ZM221 169V168H220ZM224 169V168H223ZM226 170H227V168H225ZM224 169V170H225ZM261 169V168H260ZM18 170H19V168H18ZM17 170V171H18ZM29 170V169H28ZM38 170L40 171V168L38 167ZM83 170V169H82ZM120 170L118 171V174H119V172H120ZM216 170V169H215ZM218 170V169H217ZM222 170V169H221ZM264 170V169H263ZM38 171V172H39ZM88 171H90V170H88ZM95 171V170H94ZM94 171L92 172V169H91V173H94ZM104 171H106L105 173H104ZM122 171V170H121ZM235 171V170H234ZM247 171V170H246ZM245 171V172H246ZM261 171H262V169H261ZM19 172L21 173V171L19 170ZM18 172V173H19ZM65 172V171H64ZM72 172V171H71ZM85 172V171H84ZM95 172H97V171H95ZM243 172V171H242ZM263 173V175H264V171H262ZM19 173V174H20ZM32 173V172H31ZM29 174V175H31V178H30V181L32 180V179H42V177L40 176L39 178H37V177H35V178H33L32 177V174ZM44 173H47L46 172V170H45V172ZM61 173V172H60ZM114 173V174H115ZM127 173V172H126ZM241 173V172H240ZM250 173H251V171H250ZM249 173V174H250ZM258 173V172H257ZM261 173V172H260ZM5 174H3V178L5 177ZM22 174V173H21ZM39 174H41V171L39 172ZM76 174H80V171H79V173L77 172V170H75L74 171V175L76 176L75 178H79V177H77V176H80V175H82V174H80V175H76ZM86 174V173H85ZM123 174H124V172H123ZM233 174L234 175H236L235 174V172H233ZM248 174V173H247ZM259 174V173H258ZM10 175H11V173H10ZM9 175V176H10ZM59 175V174H58ZM66 175H70V173L68 174H66V172H65V177H66ZM72 175V174H71ZM69 176V177H73V176ZM91 175V174H90ZM94 174H93V177H96ZM119 175H121V174H119ZM134 175V176H133ZM239 175V174H238ZM238 175H236V176H238ZM246 175V174H245ZM245 175H244V173H243V176H244V178H246L245 177ZM254 175V177L256 178V173L255 174H253ZM15 176V183L13 182V176H12V178H11V181L16 185V182H17V184H19V182L20 183H22L24 180L26 181L27 179H22V180H19L18 179V177H16ZM26 176V175H25ZM59 176H61V174L59 175ZM62 176H63V173H62ZM62 176H61V179H62ZM86 176V175H85ZM123 176V175H122ZM252 176V175H251ZM2 177H1V179L0 180H2ZM88 178H90L89 176H87ZM108 177V178H107ZM114 178H116L115 177V175L113 176ZM138 177V176H137ZM253 177V176H252ZM16 178H17V181H16ZM54 178V177H53ZM64 178V177H63ZM80 178H81V176H80ZM79 178V179H80ZM84 178V177H83ZM83 178H81V179H83ZM112 178V177H111ZM120 178H121V180H123L122 178L123 177H121L120 176ZM235 178V177H234ZM5 179V178H4ZM7 179H5V180H7ZM36 179H35V181H36ZM60 179V178H59ZM60 179V180H61ZM65 179H68V177L67 178H65ZM97 180H99V183L98 184H100L101 182H100V179H98V178H96ZM104 179V178H103ZM46 180V181H45ZM51 180H52V182L51 181H49L50 183H48V184H50V187L52 186V184H55L56 183V181L58 180V177L56 178V181L53 183V179L51 178ZM73 181H74V178L72 179ZM71 179H69V180H67L68 182H70V181H72ZM88 180V179H87ZM90 180V179H89ZM89 180L87 181V183H86V185H87V188H89V189H87V191L85 190V188L86 187H84V183H81V181H80V183L82 184V187H81V185H80V189H78V188H76L75 186H73V184H71V186H69L68 185V187L67 186H64V183H63V186L61 187L60 185H62V183L60 184V182H59V186L58 185H54V187L56 186H58L57 188L58 189H56V188H54L53 186L51 187L52 189L54 188V189H56V191H55V196L56 195H60V197L58 196V198H61V195L62 196H65V200H66V205L64 204L63 206H62V202H64V200L62 201L61 200V202L59 203V202H57L56 203V201L57 200H59L58 198L56 199L55 198V202H53V204H55L56 203V206H54V207H52L51 208V205H50V203H49V209L50 210H47L48 208H46V210H44V208H45V206H46V204L45 205H40L41 203H38L41 199H43V198H40V194L42 193H40V194H37V195H34V193H35V191H30L31 193V195H27V194H24L23 196H21V198H20V196H19V194H18V192H17V190L15 189V185H13L12 186V184H10L12 187H13V190L15 189V192L17 193V195L19 196H17L16 197V193H14V191H13V193L11 192V190L10 191H8V189L10 188L11 189V187H9L7 190H6V188H5V191H8L9 193L11 192L13 195H14V197H11L10 195H9V197H5V198H1V196L3 197V195L4 194H6L5 192H4V189L2 190L1 188V190H0V192L2 191V193H0V198H1V200H0V264H28V263H30V262H32L33 263V259L31 258V260H33V261H30V257L31 256H28V254L29 255H31V253H33L34 254V250H33V246L36 244L37 245V243H35L34 244V242H33V244L30 242V240H31V238H28V236L27 235H31V234H29V231H27L28 230V223H26L25 225H26V228H27V230L25 229V227H22L21 228V226H18L17 224H18V222H14L13 221V217H14V220H15V218H16V213L13 211L14 209L15 210H17L18 211V209H16V208H20V210L22 209V208H24L26 211H28V212H30V214L32 215V221H33V223L36 225V224H38L37 222L39 221L40 223H39V225L40 224H42V222H44L43 221V219L45 218V219H47L46 221H51V223H52V226L54 225H58V228H56V227H54L55 229H56V231H59L58 232V235H59V233L60 234H62L61 235V237H62V239H63V241L65 240L64 238L65 237H68V238H70L71 237V242L73 243V241L75 240H77V238L81 235L79 232H80V230H79V228L82 226V224H83V228L84 229H88L87 230V233H86V236L88 235H90V236H94L95 237V241H97L96 239L97 238H100L99 239V241L100 242H102L101 240H102V237H100L101 235H102V233H101V235H100V233H99V237H98V234L96 235V232L95 231H90V229L92 228H90V226H93V224L95 223V220H96V223H98L100 220H97L98 218H97V216H98V212H97V209L98 208H100L99 207V204H106V205H110V206H112V202L114 203V204H117V205H119V203H120V199L121 200H124V197H122L121 195L123 194V196H124V193H126L127 192V189L126 188H128V187H130V188H132L133 187V180H132V185L130 186L128 183L126 184V185H129V186H126V188L125 187H123L122 185H120V184H123V183H119L120 182V179L119 178H117V181H119L118 183H117V185H116V182L117 181H115L114 179H112L113 180V183H112V181L110 180V183H107V184H103V186H100V188H101V190H102V201L100 200V198H98L99 199V201H95V202H93V201H89L90 199H88V203H89V205H86L84 202H81L80 204H81V206H80V204H78V202H80L79 201V199L81 198V197H85L86 195L85 194H87L88 193V197L90 196L91 197V195L93 196L94 194H91L89 191H90V189H91V184H92V182L90 181V183H89ZM134 180H135V178H134ZM245 180V179H244ZM255 180H257L258 181V178L257 179H255ZM7 181H10V180H7ZM11 181L9 182V183H11ZM35 181H34V183H35ZM63 181V180H62ZM61 181V182H62ZM67 181H65L64 180V182L66 183ZM72 181V182H73ZM84 181L86 182V179H84ZM248 181H250V179L248 180ZM261 181V180H260ZM58 182V181H57ZM72 182H70V183H72ZM96 182H98V181H96ZM123 182V181H122ZM243 182V181H242ZM251 182L252 183H254V182H256V181H254L253 182V180H251ZM0 183H2V182H0ZM4 183V182H3ZM38 183L40 184V181H38ZM76 183H77V186H78V180L76 181ZM76 183H74V184H76ZM93 183H95V181L93 182ZM244 183V182H243ZM246 183H247V181H246ZM261 183V182H260ZM28 184H30V183H28ZM47 184V186L49 187V185ZM57 184V183H56ZM67 184V183H66ZM97 184V183H96ZM112 184H114V185H112ZM125 184H124V186H125ZM153 184V185H152ZM235 184V183H234ZM240 184H241V181H240ZM245 184V183H244ZM242 185L243 187L245 186V185ZM263 184H264V181H263ZM1 185V184H0ZM31 185H32V183H31ZM36 185H37V182H36ZM89 185H90V187H89ZM134 185H136V183L134 184ZM137 185H139V184H137ZM140 185H141V183H140ZM139 185V186H140ZM148 185V186H147ZM152 185V186H151ZM238 185V184H237ZM247 185H248V183H247ZM246 185V186H247ZM26 186H27V184H26ZM39 186V187H38ZM92 186H94L93 184H92ZM242 186L240 185V186H238L239 188L241 187L242 188ZM244 187V188H246V192H247V187L248 186H250V182H249V185L247 186V187ZM254 186V185H253ZM262 186V185H261ZM0 187H2V186H0ZM20 187V186H19ZM23 187V183H22V185H21V188ZM32 187H34L35 189L38 187L41 191H42V188L40 187V185H37V186H32ZM60 187V188H59ZM70 187H75L77 190H81V188L83 189V187H84V189L83 190H81V191H85V192H81L82 194H77V195H79V197H80V195H81V197L78 199V201H76L77 202V205L74 203V201L72 200V193H71V190H70ZM138 187V186H137ZM237 187V186H236ZM255 187V186H254ZM253 187V188H254ZM263 187H264V185H263ZM24 188V190L26 189L25 188V186L23 187ZM23 188H22V191H24L23 190ZM97 188V187H96ZM216 188V189H215ZM230 188V187H229ZM244 188H242L243 190H244V193H245V189ZM252 188V187H251ZM259 188H260V186H259ZM17 189H19L18 188V186H17ZM29 189V188H28ZM52 189L50 190V192L52 191ZM54 189H53V191H54ZM136 189V188H135ZM134 189V194L136 193V191L137 190H135ZM149 189V188H148ZM150 189H152L153 190V188H150ZM219 189H217L216 191H218ZM232 189H235V187H233ZM27 190V189H26ZM29 190H32L31 188L29 189ZM39 190V191H40ZM96 190V189H95ZM133 190V189H132ZM151 190V191H152ZM219 190V191H220ZM225 190H227L226 192H228V190L229 189H225ZM147 191V190H146ZM151 191H149V193L151 192ZM233 191V190H232ZM241 191V190H240ZM239 191V192H240ZM250 191V190H249ZM251 191H253V189L251 190ZM250 191V192H251ZM259 191V190H258ZM260 191H262V190H260ZM34 192V193H33ZM87 192V193H86ZM91 192H93L92 191V189H91ZM96 192V191H95ZM131 192V191H130ZM129 192V193H130ZM141 192V193H142ZM154 192V191H153ZM212 192V191H211ZM221 192V191H220ZM225 192V191H224ZM20 193V195H21V191L19 192ZM23 193V192H22ZM32 193H33V195H32ZM39 193V192H38ZM48 193V192H47ZM51 193H53V197H55L54 196V192H51ZM51 193H50V195H51ZM79 193V192H78ZM90 193V194H89ZM97 193V192H96ZM132 193V192H131ZM223 193V192H222ZM234 193V191L232 192V194ZM241 193V192H240ZM248 193V192H247ZM254 193H255V190H254ZM258 193V192H257ZM262 193V192H261ZM260 193V194H261ZM36 194V193H35ZM83 194L85 195V196H83ZM98 194H100V193H98ZM127 194H128V192H127ZM154 194V193H153ZM213 194V193H212ZM219 195V196H216V195ZM221 194V193H220ZM223 194H225V193H223ZM227 194V193H226ZM235 194H237V193H235ZM250 194V196L252 195L251 193H248V195ZM7 196H8V194H6ZM42 195H44L43 193H42ZM76 195V196H77ZM131 195V194H130ZM129 195V198H127V199H130L131 200V198H132V196L133 195H131L130 196ZM214 195V194H213ZM230 195H231V192H230ZM230 195H227V196H229L228 197V199L230 198V200H232V201H235V199L233 200L231 197H230ZM234 195V194H233ZM248 195L246 194H244V198L247 196V198H248ZM74 196V195H73ZM101 195H99V197H100ZM128 196V195H127ZM148 196V195H147ZM226 196V197H227ZM236 196H239V195H236ZM236 196H234L235 198H236ZM263 196V195H262ZM42 197V196H41ZM44 198H46V196L44 195L43 196ZM52 197V196H51ZM89 197V198H90ZM121 197V198H120ZM131 197V198H130ZM209 197V198H210ZM226 197H224V198H226ZM233 197V196H232ZM259 197V196H258ZM75 198V197H74ZM73 198V199H74ZM78 198V197H77ZM93 198L95 199V196H93ZM123 198V199H122ZM126 198V197H125ZM154 198V197H153ZM255 198V197H254ZM257 198V197H256ZM50 199V198H49ZM54 199V198H53ZM62 199V198H61ZM251 199H253V197L251 196V198H250V200ZM44 200V199H43ZM43 200H41V202L43 203ZM51 200V199H50ZM85 200V199H84ZM220 200H221V198H220ZM240 200V203H241V201L243 200L242 198L241 199H239ZM238 200V201H239ZM245 200V199H244ZM243 200V201H244ZM249 200V199H248ZM254 200H256V199H254ZM258 200V199H257ZM126 201V199L124 200V202ZM132 202H135L134 200H131ZM196 201V202H195ZM224 201H225V199H224ZM246 201V200H245ZM121 203V205L122 204H124V206H125V204L127 203L128 204V202L129 201H127V202H125V203ZM219 202V201H218ZM222 201H220V203H221ZM225 202H227V201H225ZM256 202V201H255ZM258 202H259V200H258ZM263 202H264V200H263ZM190 203V204H191ZM246 203V202H245ZM244 202H243V204H244V206H247L248 204H245ZM247 203H248V201H247ZM252 203V202H251ZM126 204V205H127ZM193 204V203H192ZM192 204H191V206H192ZM207 204V203H206ZM217 204V205H216ZM222 204V203H221ZM228 204H230V203H228ZM237 204H238V206L240 207V205H239V203L237 202ZM250 204V203H249ZM2 205V206H1ZM86 205V206H85ZM168 205H170V204H168ZM212 204L210 203V206H211ZM215 206H217V208H218V206H219V208L221 207L218 203H215L214 204ZM255 206L254 207H256V204H254ZM44 206V208H42ZM81 208H80V207ZM228 206H230V207H232V203L230 204V205H228ZM234 206V205H233ZM244 206H241V207H244ZM259 206V205H258ZM257 206V207H258ZM262 206V205H261ZM260 206V207H261ZM263 206H264V204H263ZM1 207H4V209L6 208H8V210L7 211H5V210H3ZM114 207H117V206H115L114 205ZM132 207V206H131ZM214 207V206H213ZM225 207L226 206H223V208L224 209H222L224 212L223 213H225V214H227L228 212V210H227V208H226V210H225ZM235 207L237 208V206L235 205ZM234 207V210H236V208ZM260 207L259 208H257V209H260ZM12 208H14L13 210H12ZM168 208H170V206L168 207ZM205 208V207H204ZM211 208V207H210ZM210 208H208V210L210 209ZM104 209H107L106 208V206H104ZM121 209H123V208H121ZM142 209V210H143ZM155 209V208H154ZM158 209V208H157ZM171 209V208H170ZM199 209H201V211H202V208H199ZM198 209V210H199ZM214 209H215V207H214ZM213 209V210H214ZM230 209V208H229ZM232 209H233V207H232ZM262 209V208H261ZM12 210V211H11ZM25 210H21V211H24L25 212ZM102 210V209H101ZM117 210H118V212H119V209L117 208ZM169 210V209H168ZM172 210H174L173 208H172ZM171 210V211H172ZM190 210V212H191V210L192 209H189ZM197 209H195V211H196ZM205 210V209H204ZM221 209H219V210H217L216 212H222V211H220ZM233 210V211H234ZM248 210V209H247ZM246 210V211H247ZM253 210V209H252ZM3 211V213H1ZM100 211V210H99ZM105 211V210H104ZM140 211V210H139ZM155 211H156V209H155ZM162 211H164L165 212V210H162ZM175 211V210H174ZM187 211H188V209H187ZM194 210H192V212H193ZM231 211V210H230ZM238 211V210H237ZM239 211H240V209H239ZM242 211V210H241ZM240 211V212H241ZM101 213H102V211H100ZM107 212H108V210H107ZM111 212V211H110ZM121 212V211H120ZM122 212H124V211H122ZM140 212H142V211H140ZM177 212V211H176ZM227 212V213H226ZM243 212H245V209L243 208ZM253 212H255V211H253ZM258 212V211H257ZM256 212V213H257ZM104 213V212H103ZM128 213V212H127ZM171 213V212H170ZM187 212H185V214H183V217H184V215H186L187 216V214H189V220H190V216H193V217H197V216H195L196 214H198V212L196 211V213H187ZM211 213H212V211H211ZM211 213H209V211H208V213H205L204 212V215L206 214V217H208L209 215H211ZM248 213V212H247ZM8 214L10 215V217L8 216ZM13 214H14V216H13ZM18 214L20 215V217H18L19 219L20 218H22V219H20L21 221L23 220V216L21 217V213H19V211L17 212V216H18ZM107 214H109V213H107ZM112 214V213H111ZM124 214V213H123ZM126 214V213H125ZM164 214H166V213H164ZM199 214L201 215V213H200V211H199ZM199 214H198V216H199ZM225 214H224V216H225ZM236 214H238V213H236ZM106 215V214H105ZM110 215V214H109ZM108 215V216H109ZM151 215V214H150ZM166 215H168V214H166ZM232 215H233V217H235V215L232 213ZM241 215V217H242V213L240 214ZM247 215V214H246ZM152 216V215H151ZM185 216V219L187 220V217ZM201 216H203V215H201ZM201 216H199L200 218H201ZM228 216V215H227ZM227 216H226V219H227ZM230 216V215H229ZM229 216H228V218H229ZM239 216V215H238ZM9 219H8V218ZM27 217V216H26ZM25 217V218H26ZM39 217H41V218H39ZM123 217V216H122ZM129 217V216H128ZM164 217V216H163ZM183 217H182V219H183ZM192 217V218H193ZM199 217H198V219H199ZM205 217V216H204ZM232 219H233V217L232 216H230ZM240 217V216H239ZM239 217H236V218H234L235 220L236 219H241V218H239ZM246 217V216H245ZM18 218L16 219V221L18 220ZM25 218H24V221H25ZM43 218V219H42ZM49 218V219H48ZM100 218V217H99ZM101 218H103L104 220L106 219V218H104V217H101ZM121 218V217H120ZM126 218V217H125ZM157 218H158V216H157ZM8 219V220H7ZM39 219V220H38ZM109 219V218H108ZM107 219V220H108ZM113 219V218H112ZM128 219V218H127ZM226 219H225V221H226ZM246 218H244L243 217V222L244 221H246L245 220ZM19 220V221H20ZM38 220V221H37ZM102 220V219H101ZM106 220V221H107ZM111 219H109V221H110ZM162 220V219H161ZM177 220V219H176ZM184 220V219H183ZM193 220V219H192ZM195 220H197V218L195 219ZM202 220V219H201ZM201 220L199 219V222L197 221V223L199 224H202L201 223ZM215 220V219H214ZM216 220H218V218L216 219ZM228 220V219H227ZM229 220H230V218H229ZM228 220V221H229ZM238 220H237V222H238ZM251 220V219H250ZM20 221V222H21ZM23 221V222H24ZM28 221V220H27ZM109 221H107V225L109 224ZM113 222H114V220H112ZM116 221V220H115ZM119 221V223H121V222H123V221H121L120 222V219L118 220ZM118 221H117V223H118ZM128 221H129V219H128ZM170 221V220H169ZM180 221V220H179ZM179 221H176V223L178 222L179 223ZM222 221H223V219H222ZM249 221V220H248ZM130 222V221H129ZM167 222H168V220H167ZM180 222H182V221H180ZM185 222V221H184ZM196 222V221H195ZM195 222H193V224H197V223H195ZM204 222V221H203ZM243 222H238V223H242L243 224ZM256 222H258V223H256ZM255 223L254 222H252V221H250V223H252L253 224V226H255V228H257V229H259V232H258V230H257V233H260L259 235H258V237H259V241H258V243L260 242V243H264V227H263V223L261 222H259L258 220L256 221ZM264 222V221H263ZM51 223H50V225H51ZM104 223V222H103ZM102 223V224H103ZM106 223V222H105ZM131 223V222H130ZM143 223V222H142ZM171 222H169L168 224H170ZM226 223V222H225ZM247 224H248V222H246ZM16 224V225H15ZM48 224V223H47ZM46 224V226H48V228L46 227L43 231H41L42 230V228H41V233H42V235H41V233H39L38 235H37V233H38V230L36 231L37 233H36V238H38L37 236H39V238H41V236H44L45 234L47 235V237H48V232H52L53 234H54V228H52L50 225H47ZM85 224V225H84ZM112 225H106L105 224V226L104 227H109V226H115V227H117L116 226V223H115V225H113V223H111ZM123 224V223H122ZM125 224H127V223H125ZM129 224V223H128ZM127 224V225H128ZM147 224H149L150 225V223H145V225H143V226H145L144 227V229L145 230H147V232L145 233H143L142 231H143V229H142V234L141 235H144V234H147L149 237H148V239H146L147 240V242H146V248L143 246V249H144V251H147V255H152L151 253H152V251H151V249H154L153 247L154 246H152V248H151V246L150 245H153V244H150V241L152 242V240L153 239H155L156 238V242H157V240H158V243H160L159 241V237H161V236H159V237H156V235L155 234H157L159 231H156V232H154V230L153 231H151V225L150 226H148ZM166 224V223H165ZM173 224H175V223H173ZM170 225L171 227H169V225H168V230H169V232H170V230H174V232H172V234H170V235H168V237L169 236H171L172 237V235L174 236L173 237V241L171 242L170 240H172V239H170V237H169V239H168V237H165V235L166 234H169V233H167L166 231H167V225H166V227H165V232H166V234H165V232L164 231H162V234L164 233V237H165V239H166V241L168 240L170 243H165L166 241L165 240H161L163 243V245H164V248H161L162 250L161 251H163V249H165V251H169V250H171V253L169 254L170 256H169V261H171V260H174L175 259V257L173 256V254L174 255H183V254H181L180 253V251H181V248H180V246L179 245H181V244H183V245H186V249H187V241H188V244L190 243V241L188 240V238H187V241H185L184 242V237H187V235L185 236V235H179V233L177 234V228H176V230H175V228L173 227L174 225ZM197 224V225H198ZM199 224V225H200ZM204 224V223H203ZM251 224V225H252ZM255 224V225H254ZM30 225V224H29ZM38 225V226H39ZM79 225H80V227H79ZM99 225H101L100 223H99ZM132 225V224H131ZM136 225V224H135ZM149 227V229H147V226ZM153 225H156V224H153ZM159 225V224H158ZM188 225H191V224H188ZM187 225V226H188ZM206 224H204V225H200L201 227H197V226H195V227H197L198 228V230L196 231V229L197 228H195L194 230H192L191 228V230H192V232H190L188 229V231L190 232V233H195V234H198V231H199V234H200V232H201V234H200V238H201V241H200V238H199V240H198V242L196 241L197 240V238H196V236H195V238L194 237H192V239L195 241H191V242H193V245H191V244H189V246L188 247H190V245H191V247L192 248H194V249H196L197 250V247H198V249L201 247L200 245V242H202V239H204L203 237V234L207 231V229L208 228H206V231H205V227H207V226H205ZM232 225H234L233 223H232ZM32 226V225H31ZM34 226V225H33ZM43 226H45L44 224H43ZM89 226V227H88ZM137 226V225H136ZM163 226H164V224H163ZM187 226H184V227H181V228H186ZM194 226V225H193ZM192 226V227H193ZM204 226V227H203ZM239 226V225H238ZM244 226H245V224H244ZM244 226H243V229L245 230V228H244ZM40 227V226H39ZM49 227H51L52 228V231H49ZM101 227H103V226H100V228ZM115 227L114 228H110L109 227V229H110V231L112 232V230L113 229H115ZM132 227H134L133 225H132ZM130 228V231L133 229L134 230V228H136V227H134V228ZM142 227V226H141ZM152 227H154V226H152ZM161 227V226H160ZM202 227H203V229H202ZM215 227V226H214ZM214 227H212L213 228V230H211V234H213L212 232H214V235H216L215 233H216V231L218 230V228L216 229V231H214ZM218 227H219V225H218ZM232 227V226H231ZM234 227H235V225H234ZM246 227H247V225H246ZM24 228V229H23ZM31 228V229H30ZM29 228V230H30V232H31V230H32V227H30ZM60 228V230H57V229H59ZM82 228V229H83ZM94 228H96V227H94ZM94 228H93V230H94ZM128 228V227H127ZM159 228V227H158ZM171 228V229H170ZM216 228V227H215ZM237 228V227H236ZM240 228H241V226H240ZM252 228V227H251ZM36 229V228H35ZM37 229H38V227H37ZM81 229V230H82ZM107 229V228H106ZM120 229V228H119ZM201 229L204 231H201ZM223 229H225V228H223ZM223 229H220V227H219V232H220V230H222L223 231ZM248 229H250L249 227H248ZM46 230H48L44 235H43V233H44V231H46ZM86 230L84 231V230H82L84 233H82V235L84 234L85 235V232H86ZM96 230L97 231H100V232H103V235H104V233H105V231H103L102 230V228H101V230H98L97 228H96ZM108 230V229H107ZM116 230V229H115ZM124 230V232L126 233V231H128L129 232V230H127V229H123ZM138 230V232L140 231L139 229H137ZM137 230H135V232L137 231ZM158 230H160V229H158ZM162 230V229H161ZM180 230V229H179ZM251 230V231H250ZM250 230H246L247 231V233L248 234H251V233H253V231L254 230H252V229H250ZM256 230H255V232H254V234L256 233ZM39 231V232H40ZM56 231H55V233H56ZM114 231V230H113ZM149 231V232H148ZM195 231V232H194ZM243 231V230H242ZM111 232H109V233H111ZM116 232V231H115ZM124 232H122V230H120V233H124ZM132 232V231H131ZM131 232H129V234H131ZM181 232H182V230H181ZM189 232H186V233H189ZM226 232H231V233H233V229H231V231L229 230L228 231V229L226 230ZM237 232H238V230H237ZM28 233V234H27ZM106 233H108V232H106ZM113 233V232H112ZM189 233V234H190ZM224 233V232H223ZM230 233V234H231ZM234 233H236V231L234 232ZM239 233V232H238ZM245 234H247L246 232H244ZM257 233H256V235H257ZM51 234V233H50ZM53 234H51V235H53ZM116 234H117V232H116ZM129 234H125V236H124V239L126 238L127 239V235L129 236ZM136 234H138V233H133V235H134V237H136ZM159 235L161 234V232H159L158 233ZM208 235H210V233H209V231H208V233H207ZM207 234H205V238L207 237ZM229 234V233H228ZM241 234V233H240ZM254 234L252 235L253 237H254ZM56 235V234H55ZM57 235V236H58ZM79 235V236H78ZM81 235V236H82ZM109 235V234H108ZM118 235V234H117ZM124 235V234H123ZM132 235V234H131ZM139 235V234H138ZM141 235H140V237H141ZM220 234H218V236H219ZM232 235H236L237 236V233L236 234H232ZM239 235V234H238ZM244 235V234H243ZM243 235H241L242 237H243ZM255 235V236H256ZM11 236L13 237V238H15V236L16 237H18V239L17 240H19L20 241V239H21V241L20 242H22V246H23V248H24V246L25 245H28V244H31V248H32V252L31 251H29V249L26 247V249H28L26 252L28 253L27 254V258H25L24 259V256H25V254L23 253V252H21V251H19V249L20 248H22V247H20V248H18V246H16L15 244H14V242L13 241H15V239H12L11 238ZM57 236H54V237H57ZM60 236V235H59ZM58 236V237H59ZM105 236H107V234L105 235ZM112 236V235H111ZM111 236H109V238L111 237ZM119 236V235H118ZM150 236L152 237L153 236V239L152 238H150ZM181 236H184L183 238H181ZM189 236V235H188ZM203 236V237H202ZM30 237H32V236H30ZM53 236H52V242H56L57 240H53V238H54ZM104 237V236H103ZM120 237V236H119ZM139 236H137L136 237V240L138 239V238H140ZM199 237V236H198ZM238 238H240L239 236H237ZM249 237V236H248ZM253 237H251L252 239H254ZM35 238V239H36ZM43 239H46V237L44 238V237H42ZM109 238H106L107 240L109 239ZM113 238V237H112ZM123 238V237H122ZM144 238H145V236H144ZM147 238V237H146ZM224 238H226V237H224ZM230 238H232L231 237V235H230ZM243 238H245V237H243ZM242 238V239H243ZM250 238V239H251ZM43 239H41V241L43 242L44 240ZM89 238L87 237V238H85V244H88L87 246H88V248H87V251H84V250H86V249H83V248H81V247H79L78 248V246L79 245H81V243H78L77 245V247L75 248V242L72 244L73 246H74V251H69V250H67V249H65V248H63V249H59L58 247H56V248H58L56 251L54 250V245L53 244H51L50 246H49V248L53 245V250L55 251V256H56V258H54L55 260H54V262H52L51 261V259H49L51 262H50V264H70V261H72V260H79V261H81L82 262V264H96L97 262H95V263H93V261H94V259L96 260V261H98V262H100L98 259H99V257H101L100 255H101V253H103V252H101L100 253V251H98V250H96L95 248H94V246H93V249H92V251L95 249V251H97L100 255H97L96 253H95V255H97L96 256V258H98V259H96V258H94L95 257V255H93L92 256V253H90V245L92 244H90V241L92 242V240H89V242L87 241ZM105 239V238H104ZM114 239V238H113ZM123 239V240H124ZM221 239V238H220ZM233 239H234V236H233ZM232 239V240H233ZM23 240V241H22ZM61 240V238H59V241ZM69 241L70 239H66V241ZM83 240V239H82ZM107 240H105L106 242H107ZM110 240V239H109ZM118 240H119V238H118ZM117 240V241H118ZM140 240V239H139ZM142 240V239H141ZM150 240V241H149ZM206 240L208 241V245H207V241H205L206 242V244H205V246H207L208 248H203V247H201V249L203 248V251H205L204 249H209L210 247V245L209 244H211V242H210V240L212 241L213 240V238H212V236L210 235V236H208V238H206ZM229 240V239H228ZM231 240V239H230ZM231 240V241H232ZM238 240V239H237ZM244 240V239H243ZM255 240V239H254ZM254 240H252V241H254ZM256 240H258V239H256ZM18 241V242H19ZM32 241H33V239H32ZM50 241V240H49ZM48 241V238H47V242H43V243H48L49 242ZM77 241H79V239L77 240ZM98 241V242H99ZM113 241V240H112ZM117 241H115V242H117ZM155 241V240H154ZM153 241V242H154ZM165 241V242H164ZM19 242V244H21ZM30 242V243H29ZM58 242V241H57ZM70 242V241H69ZM71 242H70V244H71ZM108 242H111V241H108ZM128 241L126 240V243L124 242V244L126 245V248L129 246H127V244H129V242L127 243ZM204 242V240H203V244L205 243ZM219 242V241H218ZM222 242V241H221ZM221 242H220V245H222L221 244ZM228 242V241H227ZM230 242V241H229ZM257 242V241H256ZM59 243V242H58ZM58 243L56 244V245H58ZM112 243H114V242H112ZM140 243V242H139ZM142 243H145L144 241H142ZM184 243H186V244H184ZM195 243V244H194ZM233 243V242H232ZM257 243V244H258ZM41 244V246L43 247V248H45L44 246H43V244L42 243H40ZM82 244H83V241H82ZM98 244V243H97ZM97 244L95 245V247L96 248H98L99 249V247H97ZM107 245L106 243H104L103 242V244L102 245ZM120 244V243H119ZM118 244V242H117V244H115V245H119ZM134 244V243H133ZM157 244V243H156ZM200 244V245H199ZM230 244V243H229ZM121 245V244H120ZM119 245V246H120ZM140 245H141V243H140ZM196 245V246H195ZM198 245V246H197ZM213 245V244H212ZM215 245V244H214ZM40 246V245H39ZM40 246V247H41ZM47 246V245H46ZM60 246V245H59ZM61 246H63V245H61ZM68 246H69V244H68ZM71 246V245H70ZM68 247L69 249H71V247ZM86 246V245H85ZM86 246V247H87ZM92 246V245H91ZM112 247H113V249H114V246L113 245H111ZM110 246V247H111ZM123 246V245H122ZM133 246V245H132ZM162 246V245H161ZM204 246V247H205ZM223 246V245H222ZM240 246V245H239ZM259 246V245H258ZM38 247V246H37ZM40 247H38V248H40ZM41 247V248H42ZM65 247V246H64ZM108 248V247H105V248H107L106 250H108V249H111V248ZM125 247V246H124ZM123 247V251L125 252L126 251V248H124ZM150 247V248H149ZM156 247V246H155ZM158 247H160L159 245L157 246V249H156V252H158V250H159V248ZM215 246H213L212 248H210V250H212L213 248H214ZM221 247V246H220ZM224 247V246H223ZM262 247V246H261ZM259 248V249H262V248ZM34 248H35V246H34ZM101 248V247H100ZM116 248H118V246H115V249L114 250H116ZM121 249H122V247H120ZM119 248V251L121 252V249ZM130 246L128 247V249H127V251H130V249H132V248H130ZM138 248H140V247H138ZM137 248V250L136 251H138L139 252V249ZM142 248V247H141ZM222 248V247H221ZM247 248V247H246ZM112 249V250H113ZM167 249V250H166ZM185 249V250H186ZM189 249V248H188ZM187 249V251L189 252V253H191L192 251H191V248L188 250ZM193 249V250H194ZM220 249V248H219ZM223 249V248H222ZM228 249V248H227ZM227 249H225L226 251H227ZM252 249V248H251ZM256 249V248H255ZM259 249H256V251L257 250H259ZM37 250V249H36ZM36 250H35V253H36ZM44 250V249H43ZM43 250L41 251L42 253H44L43 252ZM46 251H48V249H45ZM44 250V251H45ZM84 252H88V260H86L87 258H86V254L87 253H82L83 251ZM113 250V256L115 255V258H117V257H119L118 255H120V252H118V251H114ZM118 250V249H117ZM184 250V249H183ZM184 250V251H185ZM195 250V251H196ZM217 250V248L215 249L214 248V251H215V253L217 252L216 251ZM253 250H254V248H253ZM94 251V252H95ZM111 251V250H110ZM123 251H122V254H123ZM135 251V250H134ZM160 251V250H159ZM229 251V250H228ZM251 251V250H250ZM255 251V252H256ZM21 252V253H20ZM39 252V251H38ZM155 252V250H154V253L153 254H155L156 253ZM197 252H199V251H197ZM201 252V251H200ZM198 253V254H200L199 255V257L200 256H202V254L201 253ZM212 252L213 251H211V253H210V255H209V257H205V255H203L202 256V258L206 261V263L208 264L209 262H208V260L211 258L210 256H212ZM231 252V251H230ZM22 253L24 254V255H22ZM49 254H51L50 252H48ZM105 253V252H104ZM142 253H143V250H142ZM186 253V252H185ZM184 253V254H185ZM214 253V252H213ZM222 253V252H221ZM249 253H252L253 255H254V253H253V251H251V252H249ZM257 253V252H256ZM261 253V252H260ZM263 254H262V256L261 257H263L264 256V252H262ZM40 254V253H39ZM54 254H53V256H54ZM108 254V253H107ZM106 254V255H107ZM121 254V255H122ZM163 254V253H162ZM193 254V253H192ZM197 254V255H198ZM205 254V253H204ZM35 255H37V254H35ZM44 255H46L45 253H44ZM137 255V254H136ZM139 255V254H138ZM156 255V254H155ZM155 255H154V257H155ZM167 256H168V254H166ZM173 256V258H172V256ZM188 255L189 254H187L186 253V257H188ZM196 255V256H197ZM214 255V254H213ZM216 255H219V253L218 254H216ZM223 255V254H222ZM261 255V254H260ZM40 256V255H39ZM38 256V257H39ZM47 256V255H46ZM51 256V258L53 257L52 256V254L50 255ZM105 256V255H104ZM110 256V255H109ZM108 256V257H109ZM134 256V255H133ZM164 256H165V254H164ZM162 257V258H165V257ZM194 256V255H193ZM196 256H194L195 258H197ZM206 256H208V255H206ZM215 256V255H214ZM213 256V257H214ZM252 256V255H251ZM33 258H34V255L32 256ZM42 257H43V255H42ZM48 257H49V255H48ZM90 257H92V258H94V259H92V258H90ZM112 256H110V258H111ZM122 257V256H121ZM128 257V256H127ZM146 257V256H145ZM151 257H153V256H151ZM171 257V258H170ZM179 257V256H178ZM194 257H193V259H194ZM221 257V256H220ZM220 257H219V259L217 258L216 260H218L217 261V263H219V261H220ZM235 257H237L238 258V256H235ZM255 256H253V258H254ZM256 257H258V256H256ZM256 257H255V259H256ZM260 257V259H262ZM50 258V257H49ZM90 258V259H89ZM102 258V257H101ZM100 258V259H101ZM129 258V257H128ZM142 258H144V256L142 257ZM142 258H138V260H137V262L138 263H140L143 259ZM146 258H148V256L146 257ZM162 258H160V259H162ZM167 258V257H166ZM166 258L164 259V261L163 260H161V263L160 264H166ZM189 258V257H188ZM201 258V259H202ZM207 258H208V260H207ZM237 258H235V259H237ZM247 258V257H246ZM252 258V260H253V262H254V260L255 259H253ZM264 258V257H263ZM24 259V260H23ZM36 259L38 260L39 258H37L36 257ZM44 259V258H43ZM121 260L120 261V263L121 264H126L125 263V257H124V259H121V258H118V260ZM132 259V258H131ZM130 259V260H131ZM136 259V258H135ZM141 261H140V260ZM145 259V258H144ZM190 259H192V256H191V258ZM192 259V260H193ZM213 259V258H212ZM212 259H210V261L212 260ZM214 259H215V257H214ZM223 259V258H222ZM235 259L234 260H232V261H235ZM259 259V261L257 262V263H259L261 260ZM36 260V261H37ZM46 260V259H45ZM93 260V261H92ZM102 260H103V258H102ZM101 260V261H102ZM106 260V259H105ZM113 260V259H112ZM117 259L115 260L114 259V261L115 262H117L118 261ZM129 260V259H128ZM155 261V259L153 258L152 259V261L151 262H154ZM157 260V259H156ZM167 260H168V258H167ZM178 260H183L182 258H180L179 257V259ZM197 261H200V258H199V260H198V258L196 259ZM196 260H194V261H196ZM258 260V259H257ZM257 260H255V262L257 261ZM41 260H39L38 261V263L40 262ZM46 261H48V260H46ZM88 261V262H87ZM107 261V260H106ZM140 261V262H139ZM147 261H148V259H147ZM146 261V262H147ZM163 261V262H162ZM166 261V262H165ZM176 261H177V259L176 260H174L173 261V263L175 262V264H179V261H177L178 263H176ZM193 261V262H194ZM196 261V262H197ZM212 261H215V260H212ZM222 261H225L224 259L222 260ZM246 261V260H245ZM250 261H251V258H250ZM250 261H248V262H246V263H250ZM42 262V261H41ZM108 262V261H107ZM126 262H128V261H126ZM145 261L143 260V262L142 263H144ZM160 262V261H159ZM202 262H203V260H202ZM201 261L199 262L200 264L202 263ZM221 262V261H220ZM238 262V261H237ZM242 262V261H241ZM244 262V261H243ZM253 262H251V264H254ZM38 263H36V264H38ZM44 263V262H43ZM114 263V262H113ZM137 263V264H138ZM183 262L181 261V264H182ZM198 263V264H199ZM211 263V262H210ZM209 263V264H210ZM215 263H216V261H215ZM257 263H255V264H257ZM34 264V263H33ZM40 264V263H39ZM45 264H46V262H45ZM47 264H48V262H47ZM108 264H111V263H108ZM141 264V263H140ZM145 264V263H144ZM149 264V263H148ZM152 264H159L158 263V261H155L154 263H152ZM167 264H169V263H167ZM185 264V263H184ZM193 264V263H192ZM195 264H197V263H195ZM203 264H205V263H203ZM212 264H214V263H212ZM220 264V263H219ZM222 264V263H221ZM225 264V263H224ZM228 264V263H227ZM231 264V263H230ZM245 264V263H244Z\"/></svg>", "mask_w": 264, "mask_h": 264}, {"label": "rangeland", "instance_id": "obj_2", "mask_svg": "<svg viewBox=\"0 0 264 264\" xmlns=\"http://www.w3.org/2000/svg\"><path fill=\"white\" fill-rule=\"evenodd\" d=\"M19 1H21V2H19ZM23 1V2H22ZM67 1V2H66ZM138 2H136V0H134V2L133 1H130V0H124L123 2H121V1H117L116 2V7L117 6H124V4H125V7H123V11L125 12V8L128 6L129 8L131 7H135L136 8V5L137 4H135V2L136 3H138V5L140 4V3H142L143 1H141V0H137ZM155 1V0H154ZM154 1H152V0H148V3H147V0H145V2H146V4L143 2L141 5L143 6V4H144V9H143V7L142 6H140L139 5V7H137L136 8V11L138 12V15H135L136 17H134V18H136V19H140L141 18V14L142 15H144V14H148V16L149 17H147V16H142V19L144 18L146 21H148V24H149V21H152V22H155L156 21V19L157 18H161L162 17V15H160L161 13H159L160 11V9H162V7L163 8H166L167 6L169 7V8H171V7H174L177 3H180V5L181 6H183V5H185V3H183V1L185 2V0H167V2H166V0H156V2H157V6H156V2H154ZM159 1V2H158ZM164 1V2H163ZM177 1V2H176ZM181 1V2H180ZM191 3H193V4H190V2ZM238 1V0H237ZM235 2V0H186V5H193L192 6V8H191V6H189V7H186V10H188V11H191L190 10V8L191 9H195V8H197V10L196 11H199V9L201 10V12H203L204 10L205 11H207L208 13H211V14H215V15H224V14H236V13H245V14H250V12H254L253 10L251 11V9H253V7L252 6H245V8H244V3L242 2V0H240L241 2H239L240 4H242V5H238L237 3L238 2ZM243 1H245V2H251L252 0H243ZM253 1H255V0H253ZM260 1H264V0H259V1H257V2H260ZM6 2H8V4L6 3ZM15 2V3H14ZM27 3V5L26 6H24L23 5V3ZM31 2V3H30ZM132 2V3H131ZM165 3V4H159V3ZM170 2H172V3H170ZM219 3V4H217V3ZM223 2H225V4L223 3ZM227 2H231V4L230 3H227ZM10 3V4H9ZM20 3V4H19ZM24 3V4H25ZM29 3V4H28ZM72 3V4H71ZM91 2L89 1V0H0V7L2 6V5H6V6H9L10 8H12V6H13V9L15 8L16 10H15V12H13V9H10L11 10V12H12V15H11V13L10 14H8V16H7V14H6V12H4V13H1L0 14V46H4V45H7V44H9L8 42H10L11 43V41H13V42H15L17 39L16 38H14V39H12L11 40V38H13L14 36H17V35H20L21 33V35H23L24 34V32H25V30H27L26 32H30V29H29V27L30 28H33V26H34V28L36 27V24H37V27H40V26H38V25H40V23H41V20L43 19V21L42 22H44L45 23V25H43L42 24V26H44L43 28H42V26L39 28V30H38V28L36 27V29H31V32H35L36 30V32H40L42 29H43V31H46L47 29L46 28H49V27H51V28H54L55 26H59V27H57V28H60V27H63L64 25H62V24H66V22H67V24L66 25H76L77 26V23H78V25L79 24H81L82 26H83V28H82V26L80 25V26H78V27H80V28H77V27H73L74 29H71L70 30V32L69 31H67V30H59V31H61L60 33H62L63 35H65L66 33H74V31H76L75 33H81V31H84V28L86 27V28H88V32H89V30H90V33L88 34V32L86 31L85 32V34L89 37L90 35V37H91V39H90V37L88 38L87 36L85 37V34L83 33V36L81 37V35L78 37V41H77V34L75 35V33L74 34H72L73 35V39L71 40V42H73L74 41V43H73V45H72V43H70V49H72V51H73V49H74V47H75V54H74V52H73V54H74V58L76 57V58H78V59H81V61H79V64L82 62L83 63V66H85V67H87L89 64L90 65H93L94 63H92L93 62V60H91V59H93L94 58V60H95V64H94V68H92V66H88L87 68H90L91 69V71L93 72V71H97V69H99L100 71H101V74L106 78V80H109V79H115L116 77H118L119 78V76L121 75L120 73L121 72H123L124 71V69L127 67V63H129L128 62V60H129V58H128V56H125L124 55V52H125V50H124V48H123V46H125V45H128V43H126V40H127V42H130V41H128L129 39V36H127V34L126 33H124L123 31H121L120 29H123V26H124V23L123 24H118V22H119V19L118 18H116L115 19V16H117L118 14H120L121 12H123L122 10H117L116 9V7H114L113 5L115 4V3H113V5H111V7L113 8H109V6H108V8H109V10H108V8L107 7H104L103 9H105V8H107L106 10H101L102 9V5L101 4H97V3H93V4H97L98 5V8H97V10L95 9V5L93 6V4L91 5L90 4ZM119 5H118V4ZM121 3V4H120ZM124 3V4H123ZM128 3V4H127ZM199 3V4H198ZM208 3V4H207ZM216 5H215V4ZM221 3H223V4H221ZM227 3V4H226ZM232 3H233V5H232ZM261 3H264V2H261ZM23 5L21 8L23 9V7H25V9L27 10V16H26V20H28V22H29V24H30V26H29V24L28 23H26L27 21L23 18L24 17V12L22 11V9L20 8V7H18V5ZM30 4L31 5H33V7L32 6H30ZM159 4V5H158ZM221 4V5H220ZM235 4V5H234ZM34 5H36V7H34ZM57 5H59V8L57 7ZM96 5V6H97ZM129 5H131V6H129ZM155 5V6H154ZM161 5V7L159 8V6ZM167 5V6H166ZM170 5V6H169ZM174 5V6H173ZM179 4H177V6H180ZM196 5V6H195ZM206 5H208V6H206ZM222 5L223 6H225V9H226V11H225V9L222 7ZM17 6V7H16ZM28 6H29V9H28ZM88 6H89V8H88ZM176 6V7H177ZM209 6H211L210 8H209ZM216 7V6H218L217 8L218 9H215V8H212V7ZM226 6H227V8H226ZM229 6H231L230 8H229ZM234 6V7H233ZM239 6V7H238ZM240 6H242V7H240ZM100 7V8H99ZM122 7H119L118 9H122ZM128 7H127V10H126V12H128ZM133 7V12H136L135 11V8ZM155 7V8H154ZM202 7V8H201ZM237 7H238V9H237ZM249 7V8H248ZM19 8L21 9L20 11H19ZM31 8H32V11H31ZM52 8H54V9H52ZM56 8V9H55ZM64 9L63 11L62 10H60V11H62L63 13H64V17L63 18H57V19H52V21H51V19H49V21H48V19L46 20V21H48V22H51V24L50 23H47L46 21H45V19L44 18H47V17H45V15H50V14H52L51 12H57V11H59L58 9ZM84 8H85V10H89V12L91 11V9H92V12H91V14L92 15H90L89 14V12L87 13L85 10H84ZM115 8V9H114ZM140 8H141V10L143 11V13H142V11H141V13H140ZM157 8V9H156ZM158 8H159V10H158ZM204 8H207V9H204ZM212 8V9H211ZM221 8H223V9H221ZM230 10H229V9ZM235 10H234V9ZM242 8V9H241ZM255 8V7H254ZM67 9L70 11H68V13L66 12L67 11ZM117 10V12H112V10ZM138 9V10H137ZM151 9V10H150ZM152 9H154V10H152ZM155 9H156V12H154L155 11ZM208 9H210V11L208 10ZM228 9V10H227ZM25 10V11H26ZM76 10V11H75ZM78 10V11H77ZM93 10L95 11V13H93ZM108 10V11H107ZM150 10V12L148 13V11ZM171 10V11H170ZM194 10V11H195ZM35 11V12H34ZM97 11V12H96ZM178 11H179V9H169V14H174V12H175V14H177L178 13ZM181 11V10H180ZM185 11V8H183V11H181L182 12V14H183V12ZM205 11H204V13H205ZM250 11V12H249ZM19 13V14H21V16H22V14H23V17H19L20 19L21 18H23V22H24V27L23 28H25L27 25L29 26H27L28 27V29H27V27H26V29H24V31L22 30L23 28H21L20 29V27H19V25L21 26V24H19V25H17L18 23H20V19H18V17H15L16 15H19V14H16L15 15V13ZM32 12V13H31ZM37 12V13H36ZM45 12V13H44ZM50 12V13H49ZM72 12V13H71ZM81 13V12H84L83 14L81 13V16H79V14H77V13ZM100 12V13H99ZM101 12H102V14H103V17H102V14H101ZM109 12V13H108ZM147 12V13H146ZM152 12V13H151ZM158 12V14H156ZM206 12V13H207ZM30 13H31V15L33 16L34 15V17H33V19H32V17L31 16H28V15H30ZM36 13V14H35ZM39 13H41V15L39 14ZM74 13H75V15H74ZM86 13V14H85ZM128 13H132V9H130V12H128ZM186 13L189 15V13L186 11ZM192 13H193V10H192ZM4 14V15H3ZM6 14V15H5ZM73 14V15H72ZM77 14V15H76ZM117 14V15H116ZM155 14V15H154ZM179 14H181L180 12H179ZM187 14H183L182 16H187ZM234 14V15H235ZM11 15V16H10ZM15 15V16H14ZM35 15H37V16H35ZM65 15H67V17H66V20H65ZM150 15H152L154 18H150L151 16ZM156 15H160L159 17L158 16H156ZM42 16V17H41ZM114 16V18L113 19H110V20H104L103 21V18H111V17H113ZM138 16V17H137ZM10 17V18H9ZM31 17V18H30ZM72 18V19H70V18ZM74 17V18H73ZM97 17V18H96ZM157 17V18H156ZM30 18V19H29ZM34 18L35 19H40L37 23H35V22H30L31 20H34ZM84 18V19H83ZM91 18V19H90ZM93 18L94 19H97V20H93ZM101 18H102V21H100L101 20ZM147 18V19H146ZM158 19L159 21L161 20V19ZM37 19V20H38ZM67 19H68V21H67ZM78 21H77V20ZM100 19V20H99ZM152 19V20H151ZM226 19V18H225ZM224 19V20H225ZM56 20L58 21V22H56ZM61 20V22H59ZM74 20V22L72 23L71 21H73ZM84 20V21H83ZM89 20H91V21H89V22H91V23H87ZM224 20H222L221 21V23H219V28L220 29H222V30H225L226 28H227V31L228 30H233L234 32H235V34L238 36V38H240L239 39V43H241V40H248V38H249V40L247 41L246 40V42H244V41H242V43L241 44H244L245 45V49L244 48H241L240 50H236V52H235V54H237V55H246V53H250V54H253V64L252 63H249V64H247L246 62H242V60H235L234 61V72H233V76H234V78L235 79H237L238 81H239V83H240V87L241 88H237V89H232V88H230V86H235L233 83H231V81L229 80V79H226L227 77H226V75L224 74H222L221 72H220V70H218V71H216V73H214V74H211V77H212V79H214V81H217V83H215V82H213L212 81V79H211V77H210V79H209V76H207L209 73H205V72H201V73H199V69L197 70V73H192V69L190 68V65H189V59H188V62H187V60H184V59H186V57L184 58L183 56H186V55H184V54H186V48L185 47H182V48H180L179 46H178V44H176V43H173L174 42V40L169 36V33L170 32H177V31H179L180 30V32L181 31H183V30H185V29H187V28H184V27H188V28H192L193 26H191V25H183V26H181V27H183V28H179V26L177 27V26H174L173 24H170V28L167 26H162L163 28H164V31H165V33H167L166 31H168L169 30V32L166 34V35H168V37H169V39H171V41L169 40V39H166L165 38V33H164V35H163V28H161V24L159 23V21L158 22H155V25L154 24H152L150 27H148L149 28V32H147V41H149L150 40V38H151V35L153 34V31H156V32H158V30L159 31H161V34L163 35V37L161 38L162 39V41H161V43H159V44H157L156 45V49H154L153 50V55H152V58H151V60H148L147 59V61H146V59H145V61L146 62H150L151 61V64L153 65V67H154V69H156V70H158V71H161V73H163V74H166V76H168V74H169V77L172 75L171 73H177V71L178 72H180L181 71V75L183 74L184 76H187V82H186V80H185V82H184V79H185V77L184 78H181V76H180V78L181 79H183V80H181L180 82H184L181 86H180V82L178 81L180 78H178L177 76H179L178 75V73H177V76H175V78L177 77V80L176 79H174L173 77V75H172V77H170V80L171 81H176L177 82V84H176V82L175 83H173L175 86L176 85H179V91H181L180 93H182V95H183V97H184V99L183 100H179V102L180 103H182L181 105H183V106H181L182 107V109L180 108V107H178V108H180L179 110H178V108H177V110L175 109V111H177L178 112V114L180 113V112H182V116H183V108L185 107V104H186V106H188V107H186L185 108V111H186V113L189 115V117H188V115L184 112V117L187 115V119H189V120H194L193 122H195V120H197L198 119V121H196L194 124L195 125H193V123H191V124H189V122H188V120H186L184 117V120H183V118H181L183 121H186V124H184V122L181 120V119H179L182 123H183V126L185 125L186 127H187V125L189 126V128L190 127H192V125L194 126V129H192V128H188L189 129V131H187V128L185 127H182L183 128V130H185L188 134H189V136H191L190 138H192V137H194L193 139H191L192 141H196V142H198V144H202L203 145V143H205L206 142V146L208 147V146H210L209 148H211V150H213V148H212V146H213V144H214V147L216 148V149H214L215 151H216V153L218 152V151H220L221 150V152H225V154H220V152H219V155H218V158L216 157V161H215V163H214V161L212 160V165H213V171L212 172H210V173H208V175H210L211 176V178H214L215 180H216V178L217 177H219L218 176V172H220V173H224L225 171H233V172H235V174L236 175H238V176H236V175H234L233 174V172H232V175H233V181H236V182H234L233 183V185H235V186H233V187H235V189H232L233 187H231V184H228V185H225V189L227 188V189H229L228 190V192H226L227 190H225V189H223V187H224V185L223 186H220L221 187V189L222 190H220L219 189V186L218 187H216L217 189H219L218 191H213L214 189H212V190H210V195H211V197L209 198L208 197V199H210V200H212L211 198H213L214 199V197H215V193H218L219 195H220V198H221V200H220V198L219 197H217V200H216V197H215V200H213V201H210L209 202V200H207V201H205V203H202V202H196V203H194V201L191 203V202H189V205H177L175 202H169V203H167L166 205H160L159 204V207H157V206H154V208L156 209V211H155V209L154 208H152V210H151V212L150 213H148V214H146L145 215V213H144V209L142 208V206L138 203V201H135L136 199H135V197L134 196H138L139 194H144V193H147V195L145 194L144 196H146L147 198H150L149 196H151V198H150V200H155V197L157 196V195H159V192L158 191H156V190H158L157 188H155V186L153 185V187H150V183L148 184L149 185V187H145V189L147 190H145L144 192H142V190L144 189L143 187L144 186H146V184H144L143 182H142V178L141 177H139V172H136V169L135 168H133V169H135L134 171L136 172L135 174V180H134V178L132 177L131 179L129 178H127V177H129L131 174H129V172L130 171H127V169H126V167L123 165L122 167H123V169H119V168H121L120 167V163H118L117 165H116V163H115V165H112L111 163V166L109 165V169H110V171L112 170L111 168H113V170L112 171H115L116 172V170L114 169L115 168V166H119L117 169H119L120 170V172H119V174H121V175H119L118 174V171H117V174L115 173H112V171H111V173L110 174H113V175H111V177H109V179L107 180L106 179V177H105V175L103 174V173H100V175H99V177H97L96 175H95V173H99V172H101V171H103L101 168V170H99V172H98V167H99V165H97L96 163V165L92 162V163H89L88 165L89 166H92L91 167V169H92V172L95 170V171H97V172H95L94 171V173H91L90 171H91V169H90V167H89V169L88 170H90V171H88L87 170V167L85 168V166H86V163H82V162H70L71 163V166L72 167H70V168H72L71 170H69L68 169V167H67V169H68V171L69 172H67V169L65 170H63V167H66L67 165L68 166H70L69 165V163L67 164V165H64L63 166V164H59L58 165V167H56V168H54L55 166H57V163L55 164V163H51V165H52V168L50 169V171L48 170L50 167H48L47 168V166H50V165H48V164H45V166H46V168H44V167H42L44 164H42V163H37L38 164V166L36 165V163H34V165L33 164H30V162H28L27 160H29V159H27L26 158V160L25 161H23L24 160V158H25V156H24V158H23V156L21 155V154H19V156L18 155H16V157L14 156V155H12L11 154V151H10V148H9V146L11 145V143L12 142H7L6 144H4V145H2V143L4 142V141H6L5 139H6V137L9 135H11L10 136V140H8V141H12L11 139H12V137H13V135H12V133L14 134V133H16V127H15V124H14V122H11V124H10V126H8L9 124H8V122L7 123H5L4 124V120H2V119H0L1 120V122H0V140H1V143H0V158H1V156H2V158H3V155H2V153L3 152H7V153H5V155H4V160L7 162V157L6 156H8V157H11V158H9L8 160H12L13 161V159L15 160V162L17 163H19V164H16L15 162H12V165H11V163H10V165H11V167L10 168H7V163H4V165L3 164H1V162L3 163L4 161H3V159L2 160H0L1 162H0V164L1 165H3V166H5L6 168H4V170H7V169H10V170H13V169H16L15 171L17 172V176H16V174H14L13 175V173L12 172H10L11 173V175H10V173L8 174V177L10 178V179H7V173L5 174V171H2L1 172V174L3 173V174H5V179H7V180H10L11 181V178H12V176H13V182L15 183V176L16 177H18V179L19 180H22V179H27L26 181L24 180L22 183H23V187L25 186V188L27 189H25L24 190V188H23V190L24 191H22V188H21V185H22V183H20L19 182V184H17V182H16V185L11 181V183H9L10 181H7V180H5L2 176H3V174H2V176L0 175V179H1V177H2V180H0V182H2V183H0L1 185L0 186H2V187H0L2 190L4 189V192L6 193V194H8V196L6 195V194H4L3 195V197L1 196V198H5V197H9V195L11 196V197H14V193H16L15 192V189L17 190V192L19 191H21V195H20V193L18 192V194H19V196H20V198H21V196H23L24 194H27V195H31L30 193L32 192V191H35V193H34V195H37V194H40L41 192L46 196V198H44L43 196L44 195H42V193L40 194L41 196H40V198H43V199H41V200H43V203L41 202V200L38 202V203H41L40 205H45L46 204V206H45V208H44V206L42 207V208H44V210H46V208H48L49 207V203H50V205H51V208L52 207H54V206H56V203L57 202H61V200L63 201L64 200V202H62L61 204H62V206L65 204L66 205V198H65V196H62L61 195V198H58V196L60 197V195H56L55 196V191H56V189H58L57 187L59 186L58 184H59V182H60V184L62 183V185H60L61 187L63 186V183H64V186H67L68 187V185L69 186H71V184H73V186H75L76 188H78V189H80L79 187H80V185H81V187H82V184L81 183H84L83 185H84V187H86L85 188V190L87 191V189H89V188H87V185H86V183H87V181L89 180V183H90V181L92 182V184L94 185V186H92V184H91V189H92V191L93 192H91V189H90V193L91 194H94L93 196H95V199L93 198V196L91 195V197L89 198L88 197V191L86 192L87 194H83V196H85V197H81V195H80V197H79V195H77V194H82L81 192H85V191H81V190H83L84 189V187H83V189L81 188V192L79 191V190H77L75 187H70V190H71V193H72V200L74 201V203L77 205V202L76 201H78V199H79V201L80 202H78V204H80L81 202H84L86 205H89V203H88V199H90L89 201H93V202H95L96 200L97 201H99V199L98 198H100V200L102 201V190H101V188H100V186H103V184H107V183H110V180L112 181V183H113V180L112 179H114L115 181H117V178H119L120 179V182L119 181H117L116 182V185H117V183L119 182V183H123V184H120V185H122L123 187H125L126 188V186H131L132 185V180H133V187L132 188H130V187H128V188H126L127 189V192H128V194H127V192L126 193H124V196H123V194L121 195L122 197H124V200L126 199V201L125 202H127V201H129L128 202V204L126 205L125 204V206H124V204H122L121 205V203H123L124 202V200H121L120 199V203H119V205H117V204H114L113 202L111 203L112 204V206H110V205H106V204H99V207L100 208H98L97 209V214H98V216H97V220H100L98 223H96V220H95V223L93 224V226H90V231H95L96 232V235L98 234V237L101 235V233H102V235L100 236V237H102V242H100L99 241V239L100 238H97L96 240L97 241H95V237L93 236H86V233H87V230L86 229H84L83 228V224H82V226L80 227V225H79V230H80V234L82 235V233H84L82 230H86V232H85V235L83 234L82 236L80 235H78L79 237L77 238V240L79 239V241H73V243L75 242L76 244H75V248L79 245L78 243H81V245H79L78 246V248L79 247H81V248H83V249H86V250H84V251H87V248H88V244H85V238H89L87 241L89 242V240H92V242L90 241V244L92 245H90V253H92V256L93 255H95V253L97 254V255H100L97 251H95V249L96 250H98V251H100V253L101 252H103V253H101V257L103 258V260H102V258L101 257H99V259L98 258H96V256L97 255H95V257L94 258H96V259H98L100 262H98V261H96L94 258H92V257H90V258H92V259H94V261H93V263H95V262H97L96 264H108V263H111V264H121L120 263V259L118 260V258H121V259H124V257H125V260L126 261H128V262H126L125 261V263L126 264H137L138 262H137V260H138V258H142L143 256H144V258H142L145 262V264H152V263H154L155 261H158V263L160 264L161 263V260H163L164 261V259L167 257L168 258V260H167V258H166V264L167 263H169V264H175V262L173 263V261L174 260H176L177 259V261H179V264H181V261L183 262L182 264H195V263H199L200 261L202 262V260H203V262L201 263V264H203V263H205V264H207L206 263V259L204 260L203 258H202V256L203 255H205V257H209V255H210V253H211V251H213L212 252V256H210L211 258L210 259H212V260H215L216 261V263H215V261H210V259L208 260V258H207V260H208V262L210 263V264H212V263H214V264H233V262H235V264H248V263H246V262H248V261H250V258H251V261H250V263L249 264H251V262H253V260H252V258H253V256H258V257H256V259H255V257L253 258V259H255V260H257L256 262H255V260H254V264L255 263H257L258 261H259V259H260V257L262 256V252H264V243H258V241H259V237H258V235L260 234V233H257V230H258V232H259V229H257V228H255V226H253V224L252 223H250V221H252V222H256L257 220L261 223H263V227H264V206H263V204H264V202H263V200H264V187H263V181H264V175L262 174L263 172L262 171H264L263 169V167L262 166H264V164L261 166L260 164H262V163H264V158L262 159V160H260L259 161V159H261V158H259L260 157V155L261 156H263L262 154H264V149H260L262 146L260 145V143L263 145V143H264V141L263 140H260V139H263L264 138V134H262V132H264V131H262L261 130V128L264 130V128H263V125H264V102H259L261 105H257L256 106V103H253V104H251L250 103V100H249V98H250V96H249V94H250V92H251V90H249V85H248V83H253L255 86H256V91H259V89L261 90L262 88H263V85H264V81L262 82V80H264V65H261V64H264L263 62H261V61H264L263 60V58H264V30L262 31V29L264 28V21H255L254 22V24L252 23L251 24V26H249V25H247V22H234V23H230L229 21L226 23V21H224ZM226 20H228V19H226ZM19 21V22H18ZM35 21V20H34ZM81 21V22H80ZM92 21H97V22H92ZM40 22V23H39ZM55 22V23H54ZM68 22H71V23H69L68 24ZM26 23V24H25ZM84 23V24H83ZM97 23V24H96ZM110 23H111V26H110ZM156 23H159V25L158 24H156ZM244 23H246L245 25H247V26H245L244 27ZM46 24H48V26L46 25ZM94 24V26L92 27L91 25H93ZM108 24H109V26H108ZM116 24H118V25H120V27L118 26H116ZM150 24H151V22H150ZM149 24V25H150ZM226 24V26H223V25H225ZM17 25V26H16ZM112 25H113V27H112ZM148 25V26H149ZM167 25V24H166ZM253 25H255V26H253ZM258 25V26H257ZM47 26V27H46ZM52 26H54V27H52ZM91 28V29H89V27ZM154 26V27H153ZM156 26V27H155ZM159 26V27H158ZM7 27V28H6ZM10 28V30H9V28ZM46 27V28H45ZM98 27H99V29H98ZM153 27V28H152ZM158 27V28H157ZM204 27V26H203ZM226 27V28H225ZM244 27V28H243ZM13 28V30H11ZM42 28V29H41ZM77 28V29H76ZM94 28V29H93ZM100 28H101V30H100ZM103 28V29H102ZM117 28V29H116ZM156 28V29H155ZM161 30H160V29ZM168 28V29H167ZM205 28V27H204ZM207 28H208V30H207ZM41 29V30H40ZM76 29V30H75ZM80 29V31H78ZM98 29V30H97ZM155 29V30H154ZM174 29L176 30V31H174ZM260 29V30H259ZM19 30V31H18ZM33 30V31H32ZM91 30L92 31H94V32H96V34L93 32H91ZM105 31V32H103L102 33V31ZM109 30L111 31V33H109ZM115 32V33H113V31ZM115 30H117V32L118 33H116V31ZM188 30V29H187ZM215 29H214V27L213 26H210V24H208L207 25V27H206V31H209V32H212V31H214ZM245 30H247V32H244ZM73 31V32H72ZM99 31H101V34H99ZM200 31V30H199ZM249 31V32H248ZM261 31V33L259 34V32ZM25 32V34H28V33H26ZM30 32V33H31ZM122 33V34H125V36H123L122 34H121V36H120V34L119 33ZM8 33H10V34H8ZM45 33V34H44ZM42 32L41 34V37H47L49 34H47L46 32ZM98 33V34H97ZM108 33V34H107ZM160 33V32H159ZM109 34H110V36H109ZM258 34V35H257ZM263 34V35H262ZM93 35H94V37H93ZM116 35L118 36V37H116ZM256 35H257V37H256ZM12 36V37H11ZM6 37V38H5ZM9 37H11V38H9ZM39 37V36H38ZM75 37V38H74ZM114 37V38H113ZM128 37V38H127ZM254 37V38H253ZM37 38V37H36ZM43 38H40L39 37V39H43ZM81 38H83V39H81ZM90 39L89 41H88V43H87V41H85L86 39ZM95 40H94V39ZM96 38H98V40H96ZM165 40H164V39ZM251 39H253L254 41L252 42V40ZM44 40H46V39H44ZM82 40V41H81ZM203 40V39H202ZM41 41H43V40H41ZM97 41V42H96ZM250 41V42H249ZM12 42V43H13ZM75 42H78V43H80L79 45H80V47L81 48H79V45L77 44V43H75ZM83 42V44L85 45H83V47H82V45H81V43ZM85 42H86V44H85ZM255 42V43H254ZM11 43V44H12ZM45 43L46 42H44V47L45 48H47V45L45 46ZM95 43V44H94ZM253 45H255V47H256V49H255V47L253 46ZM72 46V47H71ZM74 46V47H73ZM88 46H90V47H88ZM178 46V47H177ZM203 46L204 47H206L205 46V43H204V41L203 42H201L200 41V43H199V45H196V53H197V55H202V53H203V50H204V48H203ZM198 47H199V49H198ZM254 47V49H252ZM79 48V49H78ZM83 48V49H82ZM84 48L85 49H88V50H86V51H84ZM201 48V49H200ZM203 48V49H202ZM260 48V49H259ZM78 51H77V50ZM82 49V50H81ZM123 50V51H122ZM180 50H181V52H180ZM253 50V51H252ZM255 50H256V52H255ZM260 50L263 52V53H261L260 52ZM183 51H185V52H183ZM205 51V50H204ZM251 51V52H250ZM258 51L260 52V54L258 55ZM202 52V53H201ZM184 53V54H183ZM234 54V55H235ZM262 54H263V57H262ZM2 55V54H1ZM0 55V80L2 79V80H4L5 78H1V77H3V76H5V72L6 71H8V69H6L7 68V66H8V63H7V61H9V59H10V61L13 63V64H15V62L14 61H16V59H17V55H14V56H8V57H10L9 59H7L8 57L6 56V55H3V56H1ZM76 55V56H75ZM78 55H80V57L78 56ZM213 56H215V55H213ZM3 57V58H2ZM4 57H5V59H4ZM15 57V58H14ZM124 57V58H123ZM182 57V58H181ZM191 57V56H190ZM257 57V58H256ZM78 59H77V62H76V59H75V62L77 63L76 64V66L77 67H79L80 68V66H81V69H83L84 70V67L80 64H78ZM144 59V58H143ZM125 60H126V62H125ZM183 60H184V62H183ZM99 61H100V63H99ZM137 61V60H136ZM86 62V63H85ZM91 62V63H90ZM261 62V63H260ZM6 63V64H5ZM87 63H89L87 66L86 65H84V64H87ZM98 63V64H97ZM102 63V64H101ZM184 63V65H182ZM255 63V64H254ZM258 63V64H257ZM99 64H101V65H99ZM4 65V66H3ZM96 65V66H95ZM98 65H99V67H98ZM103 65V67L101 68V66ZM248 65V66H247ZM129 66V65H128ZM2 67H4V68H2ZM6 67V68H5ZM83 67V68H82ZM104 67H105V69H104ZM182 67H184V68H182ZM186 67V68H185ZM86 68V69H87ZM140 68H143V66H141ZM85 69V70H86ZM90 69L89 70H87L88 72H90ZM171 69V70H170ZM173 69V70H172ZM184 69H187V70H184ZM189 69H191V71L189 70ZM216 69H218V68H216ZM98 70V71H99ZM120 70H121V72H120ZM5 71V72H4ZM112 71V72H111ZM114 71V72H113ZM115 71L116 72H118L117 73V75H116V73H115ZM163 71V72H162ZM182 71H184V73L182 72ZM185 71H188L187 73V75H186V72ZM189 71L191 72V73H189ZM106 72V73H105ZM120 72V73H119ZM166 72V73H165ZM168 72H170V73H168ZM194 72V71H193ZM4 73V74H3ZM110 73H113L114 74V76L112 75V74H110ZM141 74H143V73H140V75L139 76H141ZM180 74V73H179ZM193 74V75H192ZM108 75H110L111 76V78L108 76ZM189 76V77H188ZM192 76H193V78H192ZM196 76V77H195ZM253 77V79H252V77ZM262 77L263 76V78H260V77ZM107 77H108V79H107ZM112 77H114V78H112ZM199 77V78H198ZM215 77V78H214ZM200 78H201V80H200ZM251 78V79H250ZM199 79V80H198ZM207 79V80H206ZM208 79H209V83L211 84V83H213V84H208ZM118 80V79H117ZM212 82H211V81ZM252 80V81H251ZM189 81H190V83H189ZM18 82V84H16ZM118 82V81H117ZM117 82H116V84L115 85H117ZM248 82V83H247ZM262 82V83H261ZM20 83V81H18V80H16L15 82L14 81H12L11 82V84H13V86H11L10 87V89L8 88V90H7V87L5 88V86H2V87H0V101H1V103H0V111H1V106L4 104V101H5V103H6V101H7V99L9 100V101H13V100H15V98L14 97H16V99H20L21 101H26V100H28V102L29 103H31L30 101L32 100V98H31V96L30 95H28L29 93H30V91H29V88H27V90L25 89V86L22 84L21 85V83ZM115 82H112L111 83V85H113ZM188 83V84H187ZM110 84V83H109ZM225 84V85H224ZM241 84H243V85H241ZM246 84V85H245ZM111 85L109 86L111 89H113L114 90V86L115 85H113L112 87H111ZM245 85V86H244ZM247 85H248V87H247ZM124 88V90H125V93H124V95H125V97L126 98H128L127 97V95L128 96H130V98L129 99H132L133 98V100H130V102L132 101V102H134L135 100H136V98H135V96H133L132 95V98H131V95L130 94H132V93H129L130 91H129V89L127 90V87L126 86H123ZM181 87V88H180ZM246 87H247V89H246ZM33 88V87H32ZM110 88H108V91L110 92H108L107 94L108 95H113V90H111ZM223 88V89H222ZM243 88V89H242ZM34 89V88H33ZM240 89H242L243 90V92L240 90ZM246 89V90H245ZM127 90V91H126ZM142 90H144L145 92H140V95H141V93L143 94L142 96L144 97V99H142V100H144V103H146L148 100V98H150V96L153 98V96H154V94H152L151 92H146V90L145 89H142ZM191 90V91H190ZM226 90H228V93H226ZM27 91H28V94H27ZM129 91V92H128ZM190 91V92H189ZM229 91H231V93L229 92ZM198 92V93H197ZM236 92V93H235ZM261 92L263 93L264 91L263 90H261ZM126 93H128L127 95H126ZM189 93H191L190 95H189ZM234 93L236 94V95H234ZM205 94V95H204ZM223 94V95H222ZM264 94V93H263ZM146 95H148V98L146 99ZM150 95V96H149ZM222 95V96H221ZM233 95H234V97H233ZM30 96V97H29ZM114 96V95H113ZM113 96H111V98H110V96H108L109 97V99L110 100H114V99H112V97ZM27 97V98H26ZM141 97V96H140ZM217 97V98H216ZM24 98V99H23ZM31 98V99H30ZM152 98L150 99L152 102L155 100V99H153L152 100ZM192 100H190V99ZM214 98V99H213ZM222 98V99H221ZM223 98H224V100H223ZM240 98V99H239ZM193 99H194V101H193ZM147 100V101H146ZM213 100V101H212ZM218 100V101H217ZM225 100H227L226 101V103H227V105H226V103L224 104V102H225ZM231 101V103H232V105L230 104V101ZM209 101H211V102H209ZM248 101H249V103H248ZM2 102H3V104H2ZM8 102V101H7ZM27 102V103H28ZM202 102H203V105H204V102L206 103V102H208V103H210V104H207L208 106L206 107V105L205 106H203L202 105ZM215 102V103H214ZM216 102L218 103V104H220V103H222V104H224L225 105V107H223L224 105H222V104H220L219 106L216 104ZM246 102L249 104H247V106L246 105H242V108H241V103H243V104H246ZM212 103H214L215 104V107L217 108V106L220 108V106H221V111H223V109L222 108H224V112H222L223 114L224 113H227L226 112V107L228 108V105L230 104V108L229 109H227V111L228 110H231V108L234 106L235 107V109H236V107L238 108V106H239V108H240V111H239V108L237 109L238 111V113L240 114H242V113H244L245 111L248 113V111L247 110H250L249 112H252V109L253 108H255L256 110L258 109V111L256 112L255 111V113H254V111H253V113H249V114H247L246 112H245V114L246 115H237L236 113V110L234 109H232L231 111H233V112H236V113H233L234 114V117L237 115V117H233V119H237V121L238 122H234V126L232 127V126H230V122H229V125H228V130H227V127L225 126L226 124H228V122L227 123H223V122H225V121H223V122H218V121H220V119L219 118H221V117H223V119L222 120H225L226 118H228V120L229 119H232V113L231 112H229L228 114H230L229 115V117H228V114H226V116H225V114L222 116L221 115V111H219V109H216L215 107H213V104ZM237 103L239 104V105H237ZM258 103V104H259ZM263 103V104H262ZM31 104H33V103H31ZM147 104H149V103H146V105ZM199 104L200 105H202V109H199V110H197V107H199ZM212 104V105H211ZM145 105V104H144ZM158 105V104H157ZM161 105V104H160ZM191 105H192V110L194 111H189V109H191ZM195 105H198L197 107H195L196 108V115L193 117L192 115L195 113V108H193ZM212 106L213 108H215V109H211L210 108V110L208 111V107L209 106ZM262 105H263V108H262ZM210 106V107H211ZM256 106V107H255ZM261 106V107H260ZM199 107V108H200ZM203 107H206V109H207V111H208V113L209 114H206L205 112L206 111H204L205 110V108H204V110H203ZM258 107V108H257ZM155 111L157 110V109H160V107H159V105L158 106H154V107H152ZM157 108V109H156ZM188 108V110H186ZM163 109H166V110H168V114L170 113V115L172 114V117L171 116H169L170 117V119L172 120V118H173V116H179V118H180V115H178V114H176V112H174V109H173V111L172 112H170L169 111V109H168V107H167V105H166V107L164 108V106H163ZM255 109H253V110H255ZM153 110V111H154ZM161 110V109H160ZM202 110V111H201ZM212 110V111H211ZM163 111V110H162ZM180 111V112H179ZM188 111V112H187ZM199 111V112H198ZM203 111H204V113L208 116L209 115V118H212V119H208V117L204 114H202L203 113ZM211 111V112H210ZM161 111H156V113H160ZM164 112H167V111H163L162 112V114H164L165 115V113ZM189 112H191L190 114H189ZM197 112L198 113H201V114H198L199 115V117H201V118H199V117H197L196 119H195V117L196 116H198L197 115ZM220 112V113H219ZM260 112H262V114L260 115ZM153 113V112H152ZM155 112H154V114L153 115H155V116H153L154 117V119H156V121H158L157 119H159L160 117H161V115H159V116H157L156 117V114ZM176 115H175V114ZM193 113V114H192ZM141 114H144V113H141ZM168 114H166L165 115V117H166V119H167V116H168ZM174 114V115H173ZM186 114V115H185ZM236 114V115H235ZM251 115L253 116L252 118H251ZM257 115V117H259V118H257V117H255ZM181 116V117H182ZM190 116H192L193 117V119H192V117H190ZM218 116V117H217ZM219 116H221V117H219ZM231 116V117H230ZM241 116V118H239ZM247 117V119H246V117ZM164 117V118H165ZM169 117H168V121H170V122H168L167 123V121L166 120H164L163 122H164V124H165V126H167V127H169V126H178V127H180V125H179V123H180V121H178V118H177V120L175 119L176 117H174V119H173V121H176L175 123L174 122H172L171 120H169ZM206 118L205 120H206V122H210V123H213L214 125L212 126H210V123H207L208 124V126H207V124H206V122H205V120H203V118ZM248 117H249V119H251V120H249V121H254L253 123H251V122H248L247 120H248ZM218 118V119H217ZM242 118H243V120H242ZM162 119H163V116H162V118H160V123H162L161 121H162ZM199 119H201L200 121H202L203 120V122H200L199 121ZM208 119V120H207ZM217 120V122L216 121H214V120ZM233 119H232V122H233ZM255 119V120H254ZM257 119V120H256ZM152 120H153V118H152ZM151 120V121H152ZM242 120V121H241ZM245 120V121H244ZM151 121H148V122H151ZM247 121V124L245 123ZM257 123H256V122ZM259 121H263L262 122V124H261V122L259 123ZM3 122V123H2ZM10 122V121H9ZM242 122V123H241ZM198 123H203L204 125V127L202 126V125H200V124H198ZM224 124V126H222V128H224L225 129V131L227 130V132L230 130V128L232 129V128H234V130H238V128L240 129V131H238L239 132V135L242 137V136H244V135H242V131H241V129L243 130V133H244V131H245V129H249L247 132H249L250 131V129H251V126H252V133H251V131L249 132V135H250V133H251V135L252 134H255L257 131H258V129L260 128H258V126H261V128L259 129V132H261V133H259L256 137L254 136H251L250 135V137H251V140L253 139V144H249V143H247V137H248V133L246 132V135H245V138L246 139H244V140H246V141H242V139L244 138H241L240 139V137H239V135L238 134H236V132H237V130L235 131V132H233V130H231V131H229V136L228 135H226L227 133L224 131V129H221L219 126H218V124H220V125H223ZM250 123V127H249V124ZM257 125H256V124ZM259 123V124H258ZM8 124V125H7ZM163 124V123H162ZM172 124V125H171ZM197 124L200 126H198L197 127ZM206 124V125H205ZM236 124V125H235ZM13 125V126H12ZM239 125V127L237 128V126ZM245 126L244 128L242 127V126ZM7 128H9V133L7 134L6 132V130H8V128L5 130L6 132L4 133V129H5V127ZM172 126V127H173ZM182 126V125H181ZM205 126H206V128H205ZM210 126V127H209ZM230 126V127H229ZM235 126H236V129H235ZM255 126H256V129H255ZM15 127V128H14ZM175 127H173L174 129H175ZM197 127V128H196ZM213 127H215V129H213ZM219 127V128H218ZM226 127V128H225ZM247 127V128H246ZM249 127V128H248ZM14 128V129H13ZM173 128H171V129H173ZM200 129V128H202L201 130H199L198 132L200 133L199 135H198V132H196L197 131V129ZM208 128V129H207ZM209 128H211V130H212V133L214 132L215 133V135L213 136V137H215V139H211V138H213V137H211L212 136V133L211 134H209L208 133V136H210V138H208L207 137V134L205 135L206 137H202V136H204L203 134H205V133H203V132H205L204 131V129H206V131L207 132H211V131H209L210 129ZM10 129H11V131H10ZM196 129V130H195ZM255 129V133H253V130ZM192 130L194 131V132H196V134H197V136H199V137H197L196 136V134L194 133V132H192ZM201 131V132H200ZM219 133H218V132ZM221 131H223V133L221 132ZM2 132H3V134H7L6 136H2V138L3 137H5V139H2L1 138V135H3L2 134ZM237 132V133H238ZM241 132V133H240ZM192 133V134H191ZM213 133V134H214ZM217 133H218V135L219 136H217ZM237 137H236V136ZM261 137H260V136ZM228 136V137H227ZM232 136V137H231ZM247 136V137H246ZM218 137H220L221 139V141H223V142H218L219 141V139H218ZM224 137V138H223ZM227 139H226V138ZM234 137V138H233ZM258 137H260V138H258ZM14 138H15V135H14ZM13 138V139H14ZM200 138H203L201 141H203L204 140V142H200L199 140H200ZM205 138H207L206 140H205ZM230 138H233V140L235 141V146H233L232 147V145H231V147L233 148V150H236L237 149V151L239 152V148L240 147H236V145H239L238 143H237V141L240 139L241 140V142H242V144H240L239 146H242L243 144V146H245V150H246V148H247V150H249L248 148V145L250 146V149H251V147H252V149H253V151L251 152V154L250 153H248V151L247 152H245L244 150H241V152H243V154L241 153V154H239V155H241V156H243L244 157V159H243V157H239V155L236 153V151H233L232 150V148L230 147V144H233L232 142H234V141H232V139L231 140H229ZM239 138V139H238ZM210 139L212 140V143H211V141H210ZM218 139V140H217ZM224 139H225V142H224ZM236 139V140H235ZM238 139V140H237ZM258 139L260 140V141H258ZM181 140V139H180ZM239 140V141H240ZM254 140H255V142L257 143V145L259 146V148H257L256 147V149H255V144H254ZM257 140V141H256ZM215 141H217L216 143H214ZM229 141H231V143L229 142ZM15 142V141H14ZM196 142H195V144H196ZM227 142V143H226ZM248 142H250L249 140H248ZM5 143V142H4ZM8 143H10V144H8ZM220 143H221V145H220ZM230 143V144H229ZM246 143H247V146H246ZM252 143V142H251ZM217 144H218V146H217ZM223 144H225L224 146H225V149H229V150H225V149H223L222 148V146H223ZM228 144H229V146H228ZM233 144V145H234ZM197 145V144H196ZM219 145H220V147H219ZM228 147H227V146ZM255 145V146H254ZM183 146H185V145H182V147ZM199 146V145H198ZM242 146V148L244 149V147ZM254 146V147H253ZM11 147V146H10ZM219 147V148H218ZM227 147V148H226ZM264 147V146H263ZM262 147V148H263ZM236 148V149H235ZM3 149V151H1ZM11 149L13 150V148L11 147ZM251 149V150H252ZM213 150V151H214ZM218 150V151H217ZM231 150L233 151V152H231ZM257 150H259L261 153H258L259 151H257ZM228 151H230L232 154L233 153H236L237 155H230V154H228L227 156H226V154L228 153ZM229 152V153H230ZM250 152V151H249ZM258 153L259 155H257V159L255 158L254 159V157L256 156L255 155V153ZM215 153V154H216ZM246 153H248V155L250 154V155H255L254 157H252V161H250V157L248 156V155H245ZM7 154V155H6ZM218 154V153H217ZM216 154V155H217ZM252 155V156H253ZM221 156H225V157H228V159H229V161L228 160H226L225 158H224V160H223V157H222V159H221ZM235 157V158H237V157H239V158H237V159H233V161H232V157ZM247 156V157H246ZM248 157L250 158L249 160H247L248 159ZM264 157V156H263ZM13 158V159H12ZM20 158V159H19ZM21 158H22V160H21ZM219 158H220V160L221 161H219ZM217 159H218V162H217ZM243 160V162H241L242 160ZM236 160V161H235ZM239 160H241V161H239ZM255 160H256V162L257 163H254L255 162ZM27 161V162H26ZM230 161H231V163H230ZM235 161V163H232V162H234ZM238 161V164L236 163ZM249 161V162H248ZM10 162V161H9ZM8 162V163H9ZM26 162V163H25ZM166 162V161H165ZM30 165H29V164ZM32 163V162H31ZM77 163H79L78 165H75V164H77ZM219 163V164H218ZM226 163V164H225ZM241 163H244L245 165H246V163H248V168H247V166H245L244 164H242V166H241ZM252 163H254V164H252ZM14 164V165H13ZM39 164H40V166H39ZM91 164V165H90ZM99 164V163H98ZM217 164V165H216ZM222 166H221V165ZM16 165H18L17 167H16ZM20 165H22V167H24L25 166V170H23L22 171V168L21 167H19ZM26 165L28 166V167H26ZM35 165H36V173L34 172V169H33V167H35ZM81 165V166H80ZM160 165H162V163L160 164ZM235 165V166H234ZM251 165H253L254 167L257 165V169H259V171H255L256 169L253 167V166H251ZM79 167V168H75V167ZM218 166V167H217ZM241 166V167H240ZM38 167L40 168V171H41V174H39V170H38ZM229 167V168H228ZM240 167V168H239ZM245 167V168H244ZM252 167H253V169H255V170H251L252 169ZM1 168H3L2 166H1ZM18 168H19V170L21 171V173L19 172V170H18ZM54 168V169H53ZM60 169V168H62V169H60V170H58V171H56V177L54 176V172H55V169ZM81 168V169H80ZM85 168V169H84ZM94 168V169H93ZM96 168V169H95ZM216 170H215V169ZM222 170H221V169ZM225 168H227V170L224 169ZM242 168H244V169H242ZM262 169V171H261V169ZM29 169V170H28ZM31 169H33V171H31ZM53 169V170H52ZM83 169V170H82ZM106 169V168H105ZM181 169V168H180ZM218 169V170H217ZM18 170V171H17ZM45 170H46V172L47 173H44L45 172ZM75 170H77V172L79 173V171H80V174H82V175H80V174H76V175H80L81 176V178H83V179H81L80 178V176H77V177H79V178H75L76 176L74 175V171ZM235 170V171H234ZM247 170V171H246ZM8 171V170H7ZM14 171V170H13ZM14 171V172H15ZM39 171V172H38ZM54 173L53 174V176L52 177H49V180H48V176L46 177L47 178V184L48 183H50L49 181H51L52 182V180H51V178L53 179V183L56 181V178L58 177V182L56 181V183L55 184H52V186L54 187V185H58L57 187L55 186L54 188H56V189H54V191H53V189L50 187V184H48L49 185V187L47 186V184H46V182H45V186L47 187V189H52V191L51 192H54V196L55 197H53V193H51L50 192V190H46L45 192H43L44 191V187H42V186H44V181L43 182H41L42 180H44V178L43 177H45L46 176V174H49V172H50V175H52V172ZM66 172V174L68 173H70V175L71 176H73V177H69L70 175H66V177L64 176L65 175V172ZM72 171V172H71ZM85 171V172H84ZM106 171H107V169H106ZM106 171H104V173L106 172ZM109 171V170H108ZM107 171V172H108ZM109 171V172H110ZM243 171V172H242ZM246 171V172H245ZM250 171H251V173H250ZM20 174H19V173ZM32 172V173H31ZM61 172V173H60ZM123 172H124V174H123ZM127 172V173H126ZM241 172V173H240ZM261 172V173H260ZM32 174V177L33 178H35V177H37V178H39L40 176L42 177V179H36V181H35V179H32L31 181H30V178H31V175H29V174ZM62 173H63V176H62ZM86 173V174H85ZM243 173H244V175H245V177L246 178H244V176H243ZM248 173V174H247ZM250 173V174H249ZM257 174L256 175V178L254 177V175L253 174ZM61 174V176H62V179H61V176H59V175ZM91 174V175H90ZM93 174L96 176V177H93ZM126 174H129V176H127ZM10 175V176H9ZM26 175V176H25ZM86 175V176H85ZM115 175V177L116 178H114L113 176ZM123 175V176H122ZM253 177H252V176ZM87 176H89L90 178H88ZM120 176L121 177H123L122 179L123 180H121V178H120ZM134 176V175H133ZM138 176V177H137ZM216 178H215V177ZM30 177V178H29ZM54 177V178H53ZM64 177V178H63ZM68 177V179H65V178H67ZM131 177V176H130ZM235 177V178H234ZM61 180H60V179ZM74 178V181L72 180ZM96 178H98V179H100V184H98L99 183V180H97ZM104 178V179H103ZM108 178V177H107ZM258 178V181L257 180H255V179H257ZM69 179H71L72 181H70V182H72V183H70V182H68L67 180H69ZM84 179H86V182L84 181ZM88 179V180H87ZM245 179V180H244ZM250 179V181H248ZM63 180V181H62ZM64 180L65 181H67L66 183L64 182ZM78 180V186H77V183H76V181ZM81 181V183H80V181ZM251 180H253V182L254 181H256V182H254V183H252L251 182ZM261 180V181H260ZM16 181H17V178H16ZM34 181H35V183H34ZM38 181H40V184L38 183ZM46 181V180H45ZM62 181V182H61ZM95 181V183H93ZM96 181H98V182H96ZM123 181V182H122ZM240 181H241V184H240ZM245 183H243V182ZM246 181H247V183H248V185H249V182H250V186H248L247 185V183H246ZM4 182V183H3ZM36 182H37V185H40V187L42 188V191L37 187L36 189L34 188V187H32V186H37L36 185ZM261 182V183H260ZM28 183H30V184H28ZM31 183H32V185H31ZM74 183H76V184H74ZM97 183V184H96ZM128 183L129 185H126V184ZM136 183V185H134ZM140 183H141V185H140ZM10 184H12V186L13 185H15V189L13 190V187L10 185ZM26 184H27V186H26ZM124 184H125V186H124ZM137 184H139V185H137ZM238 184V185H237ZM247 185L246 187H247V192L248 193H251L252 195V197H253V199H251L250 200V198H251V196H250V194L248 195V193L246 192V188H244L242 185ZM112 185H114V184H112ZM142 185H143V187H142ZM147 185V186H148ZM151 185V186H152ZM242 186V188H244L245 189V193H244V190L240 187H238V186ZM255 187H254V186ZM262 185V186H261ZM17 186H18V188L19 189H17ZM20 186V187H19ZM115 186V185H114ZM138 186V187H137ZM237 186V187H236ZM259 186H260V188H259ZM9 187H11V189L9 188ZM89 187H90V185H89ZM97 187V188H96ZM230 187V188H229ZM252 187V188H251ZM254 187V188H253ZM5 188H6V190L8 189V191H10L11 190V192L13 193V191H14V193L12 194L11 192L9 193L8 191H5ZM31 188L32 190H29V189ZM60 188V187H59ZM69 188V187H68ZM136 188V189H135ZM149 188V189H148ZM150 188H153V190L152 189H150ZM0 189V190H1ZM96 189V190H95ZM133 189V190H132ZM134 189L135 190H137L136 191V193L134 194ZM253 189V191H251ZM40 190V191H39ZM152 190V191H151ZM234 191V195L232 194V192ZM241 190V191H240ZM251 192H250V191ZM254 190H255V193H254ZM259 190V191H258ZM260 190H262V191H260ZM31 191V192H30ZM97 193H96V192ZM132 193H131V192ZM149 191H151L150 193H149ZM154 191V192H153ZM212 191V192H211ZM225 191V192H224ZM241 193H240V192ZM23 192V193H22ZM39 192V193H38ZM48 192V193H47ZM79 192V193H78ZM130 192V193H129ZM142 192V193H141ZM225 193V194H223V193ZM230 192H231V195H230ZM258 192V193H257ZM262 192V193H261ZM0 193H2V191L0 192ZM33 193H32V195H33ZM50 193H51V195H50ZM77 193V194H76ZM89 193V194H90ZM98 193H100V194H98ZM154 193V194H153ZM155 193H158L157 195L155 194ZM214 195H213V194ZM221 193V194H220ZM227 193V194H226ZM235 193H237V194H235ZM261 193V194H260ZM3 194V193H2ZM133 195L132 196V198H131V200H134L135 202H132L130 199H127V198H129V195ZM138 194V195H137ZM216 195V196H219V195ZM244 194L246 195H248V198H247V196L244 198L243 196H244ZM74 195V196H73ZM77 195V196H76ZM99 195H101L100 197H99ZM128 195V196H127ZM130 195V196H131ZM227 195H230V197L233 199H235V201H232V200H230V198L228 199V197L229 196H227ZM236 195H239V196H236ZM263 195V196H262ZM5 196V197H4ZM18 195H17V193H16V197H17ZM18 196V197H19ZM52 196V197H51ZM212 196H214V197H212ZM227 196V197H226ZM233 196V197H232ZM234 196H236V198L234 197ZM259 196V197H258ZM75 197V198H74ZM78 197V198H77ZM126 197V198H125ZM154 197V198H153ZM224 197H226V198H224ZM255 197V198H254ZM257 197V198H256ZM1 198H0V200H1ZM10 198V197H9ZM51 200H50V199ZM54 198V199H53ZM55 198L57 199H59V200H57L56 201V203L55 204H53V202H55L54 200H55ZM74 198V199H73ZM121 198V197H120ZM245 199L244 201L242 200L241 201V203H240V200L239 199ZM85 199V200H84ZM123 199V198H122ZM224 199H225V201H227V202H225L224 201ZM233 199V200H234ZM249 199V200H248ZM254 199H256V200H254ZM259 200V202H258V200ZM239 200V201H238ZM219 201V202H218ZM220 201H222L221 203H220ZM247 201H248V203H247ZM256 201V202H255ZM100 202V201H99ZM124 202V203H125ZM237 202L239 203V205H240V207L238 206V204H237ZM243 202L245 203V204H248L247 206H244V204H243ZM252 202V203H251ZM192 204V206H191V204ZM207 203V204H206ZM210 203L212 204L211 206H210ZM215 203H218L221 207L219 208V206H218V208H217V206H215L214 204ZM228 203H232V207H233V209H232V207H230V206H228V205H230V204H228ZM250 203V204H249ZM82 204V203H81ZM81 204H80V206H81ZM168 204H170V205H168ZM254 204H256V207H254L255 205ZM54 205V206H53ZM85 205V206H86ZM114 205L115 206H117V207H114ZM217 205V204H216ZM234 205V206H233ZM235 205L237 206V208L235 207ZM259 205V206H258ZM262 205V206H261ZM2 206V205H1ZM48 206V207H47ZM79 206V207H80ZM104 206H106V208L107 209H104ZM132 206V207H131ZM170 206V208H168ZM215 207V209H214V207ZM223 206H226L225 207V210H226V208H227V214H225V213H223L224 211L222 210V209H224L223 208ZM241 206H244V207H241ZM258 206V207H257ZM261 206V207H260ZM57 207V206H56ZM64 207V206H63ZM205 207V208H204ZM211 207V208H210ZM234 207L236 208V210H234ZM260 207V209H257V208H259ZM3 210H5L4 209V207H1ZM50 208V209H51ZM81 208V207H80ZM117 208L119 209V212H118V210H117ZM121 208H123V209H121ZM158 208V209H157ZM172 208L175 210H172ZM199 208H202V211H201V209H199ZM208 208H210L209 210H208ZM230 208V209H229ZM243 208L245 209V212H243ZM262 208V209H261ZM14 208H12V210H13ZM16 209H18V211H19V213H22V212H24V211H21V210H25L24 208H22L21 210H20V208L18 207V208H16ZM49 208L47 209V210H50ZM53 209V208H52ZM51 209V210H52ZM102 209V210H101ZM143 209V210H142ZM169 209V210H168ZM187 209H188V211H187ZM189 209H192V210H194L193 212H192V210H191V212H190V210ZM195 209H197L196 211L198 212V214H199V211H200V213H201V215H203V216H201L200 214H199V216H201V218L198 216V214H196L195 216H197V217H193V216H190L191 218H190V220H189V214H187V213H196V211H195ZM199 209V210H198ZM205 209V210H204ZM214 209V210H213ZM219 209H221L220 211H222V212H216L217 210H219ZM239 209H240V211H239ZM248 209V210H247ZM253 209V210H252ZM1 210V209H0ZM8 210V208L5 210V211H7ZM11 210V211H12ZM102 211V213L100 212V211ZM105 210V211H104ZM107 210H108V212H107ZM142 211V212H140V211ZM162 210H165V212L164 211H162ZM172 210V211H171ZM231 210V211H230ZM234 210V211H233ZM238 210V211H237ZM247 210V211H246ZM15 213H16V218H15V220H14V214H13V221L16 223V222H18V226H21V228L22 227H25V229L27 230V228H26V223H28V217H26V215L25 216H23V220L21 221L20 219H22V218H18V217H20V215L18 214V216H17V210H13ZM26 211V210H25ZM111 211V212H110ZM121 211V212H120ZM122 211H124V212H122ZM177 211V212H176ZM208 211H209V213H211V211H212V213H211V215H209L208 217H206V214L204 215V212L205 213H208ZM253 211H255V212H253ZM258 211V212H257ZM104 212V213H103ZM128 212V213H127ZM171 212V213H170ZM185 212H187L186 214H187V216L186 215H184V217H183V214H185ZM248 212V213H247ZM257 212V213H256ZM1 213H3V211L1 212ZM107 213H109V214H107ZM112 213V214H111ZM124 213V214H123ZM126 213V214H125ZM164 213H166V214H168V215H166V214H164ZM232 213L235 215V217H233V215H232ZM236 213H238V214H236ZM242 213V217H241V214ZM106 214V215H105ZM152 216H151V215ZM224 214H225V216H224ZM247 214V215H246ZM109 215V216H108ZM230 215V216H232L233 217V219L229 216V218H230V220H229V218H228V216ZM240 217H239V216ZM8 216L10 217V215L8 214ZM123 216V217H122ZM129 216V217H128ZM157 216H158V218H157ZM164 216V217H163ZM185 216L187 217V220L185 219ZM205 216V217H204ZM226 216H227V219L229 220H227L226 219ZM246 216V217H245ZM21 217H22V215H21ZM26 217V218H25ZM100 217V218H99ZM101 217H104V218H106L105 220L103 219V218H101ZM121 217V218H120ZM126 217V218H125ZM182 217H183V219H182ZM193 217V218H192ZM198 217H199V219L201 220V223L202 224H200L201 226L202 225H204V224H206L205 226H207V227H205V231H206V228H208L207 229V231L203 234V238L204 239H202V242H203V240H204V242L205 241H207L206 240V238H208V236H212V238H213V240L211 241L210 240V242H211V244H209L210 246V248H212L213 246H215L214 248L216 249L217 248V252L215 253V251H214V248L212 249V250H210V248L209 249H204L205 251H203V248H208L207 246H205V244H206V242L203 244L202 242H200V246L201 247H203L202 249H201V247L198 249V247H197V250L196 249H194V248H192L191 247V245H193V242H191V241H194L196 238H197V242H198V240H199V238H200V234H201V232H200V234H199V231H198V234H195V233H190V232H192V230H194L195 228H197V227H201L198 223H197V221L199 222V219H198ZM236 217H239V218H241V219H234V218H236ZM243 217L244 218H246L245 220L246 221H244L243 222ZM8 218V217H7ZM18 218V220L16 221V219ZM24 218H25V221H24ZM39 218H41V217H39ZM111 219L110 221H109V219ZM113 218V219H112ZM129 219V221L131 222H129L128 221V219ZM197 218V220H195ZM218 218V220H216ZM9 219V218H8ZM7 219V220H8ZM43 219V218H42ZM49 219V218H48ZM102 219V220H101ZM108 219V220H107ZM120 219V222L121 221H123V222H121V223H119V220ZM162 219V220H161ZM177 219V220H176ZM193 219V220H192ZM215 219V220H214ZM222 219H223V221H222ZM225 219H226V221H225ZM251 219V220H250ZM21 222H20V221ZM39 220V219H38ZM37 220V221H38ZM45 220V221H44ZM47 219H43V221L44 222H42V224H40L39 225V221L37 222L38 224H34V223H32V224H30L29 225V223L27 224L28 225V230L27 231H29V234H31V232H30V230H29V228L30 227H33V225L35 226V228H36V231L38 230V233H37V235L39 234V233H41V231H43L46 227L48 228V226H46V224L47 225H50V223H51V221H46ZM109 221V224L108 225H112L111 223H113V225H115V223H116V226L117 227H115V226H109L111 229L112 228H114L115 227V229H113L112 230V232L110 231V229H109V227H107L108 225H107V221ZM112 220H114V222L112 221ZM116 220V221H115ZM167 220H168V222H167ZM170 220V221H169ZM182 221V222H180V221ZM237 220H238V222H243V224L241 223H238L237 222ZM249 220V221H248ZM24 221V222H23ZM117 221H118V223H117ZM176 221H179V223L177 222L176 223ZM185 221V222H184ZM196 221V222H195ZM204 221V222H203ZM104 222V223H103ZM106 222V223H105ZM143 222V223H142ZM169 222H171L170 224H168ZM193 222H195V223H197V224H193ZM226 222V223H225ZM246 222H248V224L246 223ZM99 223L101 224V225H99ZM103 223V224H102ZM123 223V224H122ZM125 223H129L128 225L127 224H125ZM145 223H150V225L149 224H147L148 226H150L151 227V231H153L154 230V232H156V231H159V232H161V234L159 235L158 233L157 234H155L156 235V237H159V236H161V237H159L158 239L160 240L159 242L160 243H158V240H157V242H156V238L155 239H153V236L151 237L150 236V238H152L153 240H152V242L150 241V244H153V245H150L151 246V248H152V246H154L153 248L154 249H151V251H152V255H147L148 253H147V251H144V249L146 248V242H147V240L146 239H148V235L147 234H144V235H141L142 234V232L144 233L145 231L147 232V230H145L144 229V227L145 226H143V225H145ZM166 223V224H165ZM173 223H175V224H173ZM204 223V224H203ZM232 223L235 225V227H234V225H232ZM256 223H258V222H256ZM43 224L45 225V226H43ZM105 224L107 225L106 227H104L105 226ZM134 226V227H136V228H134V227H132V225ZM137 226H136V225ZM153 224H156V225H153ZM159 224V225H158ZM163 224H164V226H163ZM174 225L173 227L175 228V230H176V228H177V234L179 233V235H187V237H184V236H181V238H183L184 237V242L185 241H187V238H188V240L190 241V243L189 244H191L190 245V247H188L189 246V244H188V241H187V249L189 248H191V253H189L188 251H187V249H186V245H183V244H181V245H179L180 246V248H181V251H180V253L181 254H183V255H178L180 258H182L183 260H178L179 259V257L177 256V255H174L173 254V256L175 257V259L174 260H171V261H169L170 259H169V254L171 253V250H167V251H165V249H163V251H161L162 249L161 248H164V245L162 244L163 242L161 241L162 239L163 240H165L166 241V239H165V237H168V235H170V234H172V232H174V230L172 231V230H170V232H169V230H168V225H169V227H171L170 225ZM188 224H191V225H188ZM244 224H245V226H244ZM252 224V225H251ZM16 225V224H15ZM32 225V226H31ZM40 227H39V226ZM85 225V224H84ZM146 225V226H147ZM166 225H167V227H166ZM188 225V226H187ZM194 225V226H193ZM218 225H219V227H220V229H223V228H225V229H223V231L222 230H220V232H219V227H218ZM239 225V226H238ZM246 225H247V227H246ZM255 225V224H254ZM52 228H54V227H56V228H58V225H53L52 226V223H51V225H50ZM100 226H103V227H101L102 228V230L103 231H105V233H104V235H103V232H100V231H97L96 230V228L98 229V230H101V228H100ZM142 226V227H141ZM147 226V229H149V227ZM152 226H154V227H152ZM161 226V227H160ZM184 226H187L186 228H181V227H184ZM193 226V227H192ZM195 226H197V227H195ZM216 228H215V227ZM232 226V227H231ZM240 226H241V228H240ZM243 226H244V228H245V230L243 229ZM37 227H38V229H37ZM51 227H49L50 229H49V231H52V228ZM89 227V226H88ZM94 227H96V228H94ZM128 227V228H127ZM134 228V230L132 229L131 231H130V228ZM159 227V228H158ZM165 227L167 228V233H169V234H166V232L164 231L165 230ZM195 227V228H194ZM204 227V226H203ZM203 227H202V229H203ZM212 227H214V231H216V229L218 228V230L216 231V235H214V232H212L213 234H211V230H213V228ZM237 227V228H236ZM248 227L250 228V229H252V230H254L253 231V233H251V234H248L251 230L250 229H248ZM252 227V228H251ZM41 228H42V230H41ZM44 228V229H43ZM83 228V229H82ZM93 228H94V230H93ZM108 230H107V229ZM120 228V229H119ZM146 228V227H145ZM192 230H191V229ZM24 229V228H23ZM31 229V228H30ZM82 229V230H81ZM123 229H127V230H129V232H131V234H129V232L128 231H126V233L124 232V230ZM137 229H139L140 231L138 232V230ZM142 229H143V231H142ZM158 229H160V230H158ZM162 229V230H161ZM171 229V228H170ZM180 229V230H179ZM190 231H188V230ZM201 229V231H203ZM211 229V230H210ZM228 229V231L230 230L231 231V229H233V233H231V232H226V230ZM257 229V230H256ZM41 230V231H40ZM57 230H60V228L59 229H57ZM101 230V231H102ZM120 230H122V232H124L123 234L122 233H120ZM135 230H137L136 232H135ZM181 230H182V232H181ZM198 230V228L196 229V231ZM237 230H238V232H237ZM243 230V231H242ZM248 230H250L248 233H247V231ZM255 230H256V233H257V235H256V233L254 234V232H255ZM40 231V232H39ZM48 230H46V231H44V233H43V235L47 232ZM55 231H56V229L54 228V234L52 233V232H48L47 234H48V237H47V235L45 234L44 236H41V238H39V236H37L38 238H36L35 240H33L32 241V237H30V236H32V235H27L28 236V238H31V240H30V242L33 244V242H34V244L35 243H37V245L35 244L34 246H35V248H34V246H33V252H34V254L33 253H31V255H29L26 251L29 249V251H31L32 252V246H31V244H28V245H25L24 246V248H23V244H22V242H20L21 241V239H20V241L19 240H17L18 239V237H16L15 236V238H13L12 236H11V238L12 239H15V241H13L14 242V244L16 245V246H18V248H20V247H22V248H20L19 249V251H21V252H25L24 254H25V256H24V259L25 258H27L26 256H27V254H28V256H31L29 259H30V261H33V263L34 264H36V263H38V261L39 260H41L39 263L40 264H45V262H46V264H47V262H48V264H50V262L52 261V262H54V258H56V256H55V251L59 248H61V249H63V248H65V249H67V250H69V251H74L75 249H74V246L72 245L73 243L71 242V237L70 238H68V237H65L64 239V241H63V239H62V237H61V235L62 234H60L59 233V235H58V232L59 231H56V233H55ZM117 232V234L120 236H118L117 234H116V232ZM142 231V232H141ZM162 231H164L165 232V237H164V233L162 234ZM208 231H209V233H210V235H208L207 233H208ZM236 231V233H237V236H239L240 238H238L236 235H232V234H236V233H234ZM100 233V235H99V233ZM106 232H108V233H106ZM109 232H111V233H109ZM145 232V233H146ZM149 232V231H148ZM186 232H189V233H186ZM204 232V231H203ZM224 232V233H223ZM244 232H246L247 234H245ZM53 234V235H51V234ZM133 233H138V234H136V237L137 236H139L140 237V235H141V237L140 238H138L137 240H136V237H134V235H133ZM229 233V234H228ZM231 233V234H230ZM241 233V234H240ZM28 234V233H27ZM56 234V235H55ZM107 234V236H105ZM109 234V235H108ZM125 234H129V236L127 235V239L125 238L124 239V236H125ZM205 234H207V237L205 238ZM218 234H220L219 236H218ZM239 234V235H238ZM244 234V235H243ZM254 234V237L252 236ZM41 235H42V233H41ZM59 237H58V236ZM112 235V236H111ZM185 235V236H186ZM189 235V236H188ZM197 235V236H196ZM230 235H231V237L232 238H230ZM241 235H243V237H245V238H243ZM256 235V236H255ZM52 236L54 237V236H57V237H54L53 238V240L55 239V240H57L56 242L54 241V242H52ZM104 236V237H103ZM109 236H111L110 238H109ZM144 236H145V238H144ZM195 236H196V238H195ZM199 236V237H198ZM233 236H234V239H233ZM249 236V237H248ZM42 237H46V239H43ZM114 239H113V238ZM123 237V238H122ZM147 237V238H146ZM170 237V239H172V240H170L171 242L173 241V235H172V237L171 236H169ZM169 237H168V239H169ZM192 237H194L193 239H192ZM224 237H226V238H224ZM251 237H253L254 239H252ZM47 238H48V243H43V242H47ZM57 238V239H56ZM59 238H61V240L59 241ZM105 238V239H104ZM106 238H109L108 240L106 239ZM118 238H119V240H118ZM221 238V239H220ZM244 240H243V239ZM251 238V239H250ZM41 239H43L44 241L42 242L41 241ZM66 239H70L69 241L71 242V244H70V242L67 240L66 241ZM83 239V240H82ZM124 239V240H123ZM140 239V240H139ZM142 239V240H141ZM229 239V240H228ZM232 241H231V240ZM238 239V240H237ZM256 239H258V240H256ZM85 240V241H84ZM105 240H107V242L105 241ZM113 240V241H112ZM118 240V241H117ZM126 240L129 242V244H127V246L129 245L130 246V248H132V249H130V251H127V249H128V247L126 248V245L124 244V242L126 243ZM155 240V241H154ZM252 240H254V241H252ZM21 243V244H19V242ZM23 241V240H22ZM62 241V242H61ZM82 241H83V244H82ZM99 241V242H98ZM108 241H111V242H108ZM115 241H117L118 242V244L120 245H115V244H117V242H115ZM142 241H144L145 243H142ZM154 241V242H153ZM164 241V242H165ZM200 241H201V238H200ZM219 241V242H218ZM222 241V242H221ZM228 241V242H227ZM230 241V242H229ZM257 241V242H256ZM29 242V243H30ZM78 242V243H77ZM103 242L104 243H106L107 245H102L103 244ZM112 242H114V243H112ZM127 242V243H128ZM141 243V245H140V243ZM195 242V241H194ZM220 242H221V244L224 246H222V245H220ZM233 242V243H232ZM40 243H42L43 244V246L45 247V248H43L42 246H41V244ZM58 243V245H56ZM98 243V244H97ZM134 243V244H133ZM157 243V244H156ZM165 243H170L168 240L165 242ZM199 243V242H198ZM230 243V244H229ZM258 243V244H257ZM51 244H53L54 245V250H53V245L49 248V246L51 245ZM68 244H69V246L71 247V249H69L68 247ZM78 244V245H77ZM97 244V247H99V249L98 248H96L95 247V245ZM184 244H186V243H184ZM195 244V243H194ZM213 244V245H212ZM215 244V245H214ZM42 247H40V246ZM47 245V246H46ZM60 245V246H59ZM61 245H63V246H61ZM87 247H86V246ZM99 245V246H98ZM111 245H113L114 246V249H115V246H118V248H116V250H114L113 249V247L111 246ZM123 245V246H122ZM133 245V246H132ZM160 246V247H158L159 248V250H158V252H156V249H157V246ZM162 245V246H161ZM207 245H208V241H207ZM240 245V246H239ZM259 245V246H258ZM20 246V247H19ZM31 246V247H30ZM40 247V248H38V247ZM58 247V248H56V247ZM65 246V247H64ZM93 246H94V250L92 251V249H93ZM111 246V247H110ZM125 246V247H124ZM143 246L145 247L144 249H143ZM156 246V247H155ZM196 246V245H195ZM198 246V245H197ZM205 246V247H204ZM223 248H221V247ZM262 246V247H261ZM26 247L28 248V249H26ZM105 247H110L111 249H108V250H106L107 248H105ZM120 247H122V249L120 248ZM123 247L124 248H126V251L124 252L123 250ZM138 247H140V248H138ZM142 247V248H141ZM247 247V248H246ZM262 248V249H259V248ZM92 248V249H91ZM119 248L121 249V252L119 251ZM137 248L139 249V252L138 251H136L137 250ZM150 248V247H149ZM220 248V249H219ZM228 248V249H227ZM252 248V249H251ZM253 248H254V250H253ZM259 249V250H257L256 251V249ZM37 249V250H36ZM45 249H48V251H44ZM116 252V251H118V252H120V255H118L119 257H117V258H115V255L113 256V250ZM118 249V250H117ZM185 251H184V250ZM188 249V250H189ZM194 249V250H193ZM225 249H227V251L225 250ZM35 250H36V253H35ZM43 250V252L47 255H44V253H42L41 251ZM111 250V251H110ZM135 250V251H134ZM142 250H143V253H142ZM146 250V249H145ZM154 250H155V254H153L154 253ZM196 250V251H195ZM229 250V251H228ZM253 251V253H254V255L252 254V253H249V252H251V251ZM39 251V252H38ZM83 251V250H82ZM82 252V253H87L86 254V258L88 257V252ZM95 251V252H94ZM122 251H123V254H122ZM197 251H201L200 253L202 254V256H200L199 257V255L200 254H198L199 252H197ZM231 251V252H230ZM257 253H256V252ZM20 252V253H21ZM48 252H50L51 254H52V256H53V254H54V256L51 258V254H49ZM54 252V253H53ZM105 252V253H104ZM187 254H189L188 255V257H186V253ZM222 252V253H221ZM261 252V253H260ZM22 253V255H24ZM40 253V254H39ZM108 253V254H107ZM163 253V254H162ZM185 253V254H184ZM193 253V254H192ZM205 253V254H204ZM219 253V255H216V254H218ZM35 254H37V255H35ZM107 254V255H106ZM122 254V255H121ZM137 254V255H136ZM139 254V255H138ZM164 254H165V256H164ZM166 254H168V256L166 255ZM198 254V255H197ZM215 256H214V255ZM223 254V255H222ZM261 254V255H260ZM34 255V258L32 257ZM40 255V256H39ZM42 255H43V257H42ZM48 255H49V257H48ZM105 255V256H104ZM112 256L111 258H110V256ZM134 255V256H133ZM154 255H155V257H154ZM196 256L197 258H198V260H199V258H200V261H197L196 259L197 258H195L194 256ZM206 255H208V256H206ZM252 255V256H251ZM39 256V257H38ZM109 256V257H108ZM122 256V257H121ZM129 258H128V257ZM148 256V258H146V257ZM151 256H153V257H151ZM165 257V258H162V257ZM172 256V255H171ZM173 256H172V258H173ZM191 256H192V259H193V257H194V259L192 260V259H190L191 258ZM215 257V259H214V257ZM221 256V257H220ZM235 256H238V258L237 257H235ZM36 257L37 258H39L38 260L36 259ZM219 257H220V261H219V263H217V261L218 260H216L217 258L219 259ZM247 257V258H246ZM264 257V256H263ZM263 257H261V258H263ZM31 258L33 259V260H31ZM44 258V259H43ZM89 258V259H90ZM101 258V259H100ZM132 258V259H131ZM136 258V259H135ZM155 259V261L154 262H151L152 261V259ZM160 258H162V259H160ZM171 258V257H170ZM202 258V259H201ZM225 260V261H222L223 259ZM235 258H237V259H235ZM23 259V260H24ZM48 260V261H46V260ZM49 259H51V261L49 260ZM108 261H106V260ZM113 259V260H112ZM114 259L116 260H118L117 262H115L114 261ZM129 259V260H128ZM131 259V260H130ZM147 259H148V261H147ZM157 259V260H156ZM235 259V261H232V260H234ZM37 260V261H36ZM86 260H88V258L86 259ZM102 260V261H101ZM140 260V259H139ZM143 260L140 262L141 264H144V263H142L143 262ZM194 260H196V261H194ZM246 260V261H245ZM261 260V259H260ZM89 261V260H88ZM87 261V262H88ZM147 261V262H146ZM160 261V262H159ZM162 261V262H163ZM176 261V263H178ZM194 261V262H193ZM238 261V262H237ZM242 261V262H241ZM244 261V262H243ZM44 262V263H43ZM114 262V263H113ZM32 262H30V263H28V264H33ZM38 263V264H39ZM140 263H138V264H140ZM208 263V264H209ZM200 264V263H199ZM257 264H260V262L259 263H257Z\"/></svg>", "mask_w": 264, "mask_h": 264}, {"label": "snow or ice", "instance_id": "obj_3", "mask_svg": "<svg viewBox=\"0 0 264 264\" xmlns=\"http://www.w3.org/2000/svg\"><path fill=\"white\" fill-rule=\"evenodd\" d=\"M21 215L22 216H25L26 215L28 217L29 224H32L33 223V221H32V215L30 214V212L25 211V212H22ZM31 235H32L33 240H35V238H36V229H35V226L32 227ZM70 264H82V262L79 261V260H72V261H70ZM233 264H235V262H233ZM260 264H264V258L261 259Z\"/></svg>", "mask_w": 264, "mask_h": 264}]
</instances>
